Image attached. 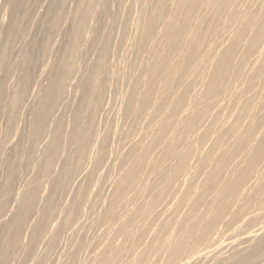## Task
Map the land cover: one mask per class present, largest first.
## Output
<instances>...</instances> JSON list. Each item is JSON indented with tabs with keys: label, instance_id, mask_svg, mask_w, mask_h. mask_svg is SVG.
I'll list each match as a JSON object with an SVG mask.
<instances>
[{
	"label": "rangeland",
	"instance_id": "1",
	"mask_svg": "<svg viewBox=\"0 0 264 264\" xmlns=\"http://www.w3.org/2000/svg\"><path fill=\"white\" fill-rule=\"evenodd\" d=\"M10 1V0H9ZM73 1V2H72ZM79 1H80V3H79ZM102 1V2H101ZM153 1V2H152ZM155 1L156 0H97L95 3H93V8H92V10H94V16H92L89 20H88V22H87V26H86V28L87 29H85L84 30V32H83V34H82V39H81V41H80V44H79V47H78V50H77V52L79 53H77L76 52V54H75V56H74V58H73V64H74V72L70 75V76H72V77H70V76H68V77H62V75L63 74H59V73H61V72H59L60 71V68H61V62H62V60L64 59L65 60V58H67L68 59V56L66 57V55H67V51L69 50V45H70V48H71V44H72V41H73V38H74V35H75V32H76V23L77 22H75V21H78V12H76V11H79L80 10V7H82L83 8V6H84V0H82V3H81V0H42L41 1V3H40V5L39 6H37V9H31L30 11H29V14H28V24H27V30H26V34H25V36L22 38V39H20V40H17L16 42H15V44H14V46H15V50L17 51V52H15V55L12 57V61H11V59L9 60V64H7V66H6V68H3L4 70L5 69H8V68H10L11 70H14L13 72H9L8 74H7V72H8V70L6 71V73H3L4 75H6V77L7 76H11L9 79H11L12 80V82H13V80H14V82H15V79H17V78H15L18 74H17V71H19V69H16V67L18 68L19 66H20V60H18V59H20L21 58V54H23L21 51H23V52H26V50H28V48H29V46L32 44V42L33 43H35V44H37V45H39L40 43L41 44H43V45H45V49L43 48L42 50H40L39 51V49L36 47H33L30 51H29V53H30V56H31V58L32 59H34V60H36L35 61V67H33V69L34 70H32L33 71V76H32V79H31V81H30V83H29V86H28V88H27V94H26V98H25V100H24V104L22 105L21 104V106L19 107V109H18V111H17V113L15 114V117H13L12 119H11V122H10V126L9 125H7L8 123L6 122L7 120H5L4 118H0V203H2L3 201H7V203H6V201L3 203V205H4V209H8L9 211H10V209H11V211L10 212H12V213H10L8 210H7V212H6V210L4 211V212H6V217H8V218H6V219H8V220H3L4 218H5V216L3 215L2 216V213H0V217H1V219H0V231H2V232H4V230H5V232H4V234L2 233V237L4 238V236L3 235H5V233L7 232V230H8V226H9V221H10V218H12V216H14L15 214L14 213H16V215H17V213H18V211H19V209L17 210V208H19L18 206V204H19V202L18 201H20V197H18V196H21V195H23V194H21L23 191L25 192L27 189H29V188H32L33 187V180H34V183H36V181H37V183L39 182V181H41L42 180V182H39V186H41L42 185V187L40 188L39 187V189H41V191H38V195H37V197L35 198V200H34V202H36L35 204H34V202H33V205H37L36 207L34 206V208H33V210L34 211H32L30 214H31V216H29V218H31V219H27V226H28V228H26L25 227V229L24 230H27L28 231V233H27V231L26 232H24V230L21 232V238H20V242L22 241V243H20V247H18L17 248V252L15 253H12V254H16V256H14V258H13V256H12V254H10L11 256H12V259H14V260H12L11 259V256L9 255V260L11 261V264H66L67 263V261L66 260H68V259H70V258H72L71 259V261L70 260H68V262L69 263H75V264H94V263H96L97 262V260H98V263L100 262L99 260H101V259H103L104 257H106V258H108V259H112V263L115 261L112 257H114L115 258V256H117L118 257V255H119V257H118V259H116L118 262H114V264L115 263H118V264H120L119 262H122V263H127V264H132L131 262H133V260L136 262V260H137V258H139V257H144L145 259H147V260H145L146 262H144L143 261V263L142 264H162V262H164L163 264H166L167 263V261H169L167 264H174L175 262L177 263V264H184V262L182 263L181 262V258H177V259H175L176 261H174L173 260V262H171V260L169 259V248H170V246L169 245H171V240L173 241H175L176 239L175 238H177V235L176 236H171L170 235V232H172L171 234L172 235H174L173 233H175V234H178V233H176L177 231H175L174 232V228H175V226L176 225H174V223L176 222V224H179V222H177L176 221V217H177V220L178 219H180L179 221H180V223H181V220L182 219H184V218H186V215L185 216H183V214H187V210H188V206H186V204H187V202L188 203H190L189 202V200L191 199V197H193V196H191L190 197V199L188 198L187 200H185V194H183V192L184 193H186L187 191H185V189L186 190H188V187H189V185H190V188L192 189V191H193V189H194V192L195 191H197L198 192V189L199 190H201V188L203 187V183H205V176L207 175V172L209 173V170H210V168H214V166H215V162H214V159H213V157L214 156H216V153L215 152H212V150L213 151H217V150H221V148L219 147L220 145H221V147H222V149H225V148H228L229 146H231L234 142H235V139H234V137H226L225 138V140L223 139L222 141H225V142H223L222 143V141H215L214 139H216V138H214L215 136H214V134H215V131H213L214 132V134H210L209 136H207L208 137V139H207V137L206 138H203L202 139V137H201V131H203V129L205 130V129H207L206 128V126L208 127V128H210L211 127V125L212 126H216L215 128H217V127H219V126H225V128H228V127H235V128H240L239 130H240V132H242L243 133V129L245 130V128H246V131H248L247 129L249 128V131H248V134H249V137L250 136H252V137H250V138H253V139H250V140H248L249 142H252V140H254V142L256 141V143H254V142H252V143H254V144H256V145H258L259 144V142H257L258 140L260 141V139H258L259 138V136L260 137H262V136H264L263 134H264V75H263V77L262 76H259V75H256L255 73H254V69H253V67L254 68H256V66L258 65V63H256V61H255V56H256V52L254 53V54H252L251 56H249V57H247V58H244V53H245V49H246V46H247V43H248V41L251 39V37H252V33H246V34H244V36L242 37L243 39H241V41H240V43L238 44V46H237V48L235 49V50H237V51H235V56H233V62H235V64H237V65H239L241 68H240V70L241 71H239V73H236L237 74V76H235L234 75V77L232 76L231 77V79L230 80H232L231 82H230V80H226L225 79V82L223 81V83H222V87H223V91L222 92H219L217 95H216V97H215V102H214V104L213 105H211V107L209 106V107H207V108H209V109H207V108H205L206 110H208V112H206V110L204 111L205 113H206V115L204 114V117H206V118H204V117H202V119H200L199 121H195V123L193 122V124L194 125H192L189 129H191V132L190 131H186V132H182L183 133V140L184 141H181L182 143L180 144V146L178 145V147H180V148H178V150L180 149V151H185V148H187V150L188 149H191L192 148V153H191V156L189 155V157H188V160H187V166H186V173L187 172H189V173H185V172H183V173H181L182 175H180V178H179V176L175 179V180H173L170 184H168V187L166 186V183H164L163 182V180H161L160 182L158 181L159 179H158V177L156 176V175H158V173H161V172H165V173H169V170L171 171V167L172 168H174V166H175V163H176V159L175 158H173L172 156V160H171V158L169 159L170 160V162H169V160H167L168 162L167 163H165V164H170V169L169 170H167L166 168H169L168 166L169 165H164L163 164V166H165V170H163V167H160V168H157L159 171L160 170H162L161 172H159L156 168H154L153 166L152 167H150V169H149V166L151 165L150 163H149V160L147 159L146 160V158H143V160L144 161H142V170H141V174H142V172L144 171V173H143V177L141 176H139L140 177V179L139 180H141V182L139 183L138 182V180H136V182L135 183H137L138 185H135L134 184V186L133 187H135L136 189H139L140 190V193H136L137 192V190H135V188H132V190L131 189H129L127 192L128 193H125V195L124 194H122L123 196H125V198L124 197H120L122 200H123V198H124V200L125 201H123L122 203H124V202H126V203H128V201H129V203L130 204H125L124 203V205H125V207L124 208H126V210L125 209H123V207L122 208H120L122 205H120V207L118 208V212L120 213H118V217H122L124 214H125V216H127V215H130L128 212L129 211H133V213L131 214V215H133V216H135L136 218H137V220H138V217H139V220L141 221V219H143L140 223H141V225L140 224H138L139 223V220L136 222V227L138 228H136L135 226L131 229V232H132V230L134 231V234L133 235H135V230L137 229V231H136V237H137V235L139 236L138 237V240H132L131 241V239H130V241H131V244H130V242H128L129 241V239L128 238H125L122 234H120L121 236H123V237H121L120 235H118V234H116L117 232H118V229H119V227L120 226H118V225H121V223L123 224V222H122V220L124 221V219H122V218H119V219H122L121 221H119V219H118V217H116L117 219H118V221H115L116 220V218L113 220V221H111L112 223L115 221L117 224L119 223V222H121L120 224H116L115 222V224L113 225L112 223H110L109 224V222H107V218L105 217V214H106V211H107V209H108V205L110 204V202H111V196H112V199H113V197H114V195H113V192L115 193V187H116V184L117 183H115V181L117 182V180L119 179V177L120 176H122L121 174H124V171H126V165H127V163H125V162H123L124 160H123V158H122V156L124 155V154H126V152H127V154H128V152H129V150L128 149H130L129 147H131V146H127L128 144H129V141L130 142H132V139H133V143H135V141H138V139L140 138V141H138V142H141V138H143L142 136L144 135V133H145V135H146V133L148 132V134L150 135H148L147 134V139L145 138V140L144 139H142V142H146L147 140H150L151 138L150 137H153L154 135H153V133L157 130L156 129V127L158 126L157 124H158V122H157V120L159 119V118H154L151 122L149 121H147V118L145 117V115H146V113L144 114V115H141V116H139L141 119H139L138 118V120H134L133 121V119H132V117H130V115L132 114V113H126L125 114V112L123 111L124 110V107H125V105L127 104V102L130 100L131 101V99H130V97L132 96V98H134V96L135 97H137L138 96V94H140V92L142 91V89H143V86H142V88H141V85L140 86H138V88L136 89V90H134L133 91V88L131 87L132 86V83L136 80V78L137 79H139V80H143V78L144 79H146V78H148V76L146 77V75H145V73H144V71H143V68H142V66H143V63H144V65H146V63H148V61H151L152 62V59L150 58L151 57V52L153 51V49H151V48H153L152 47V45H151V43H147L146 44V46L145 47H143V48H141V47H139V45L138 44H136V43H138L139 41V39L140 38H142V35H143V32H142V28L144 27L143 25H145L147 22H148V20H149V18H150V14H151V10H152V5H154V3H155ZM172 1H174V0H170V2H172ZM217 1H219V0H217ZM217 1H215V0H213V4L214 3H216ZM257 2V3H256ZM262 2H263V0H233V1H229V3H228V5H227V12L225 11V13H224V15L222 16V18H221V23L223 22V26H226V30H225V32L226 33H228V35L230 36L231 35V33H232V35L231 36H233L234 35V32L236 31L237 32V30H238V28H237V25H235L236 23V21H235V18L233 17V14L234 13H236V16L237 17H242L245 13H247V12H249L250 10V12H256L257 11V9H259L260 8V5L262 4ZM118 3V4H117ZM151 3V4H150ZM211 3V4H212ZM250 3V4H249ZM78 4V5H77ZM80 4V5H79ZM83 6H82V5ZM113 4V5H112ZM111 5V6H110ZM115 5V6H114ZM233 5V6H232ZM138 6V7H137ZM39 8V9H38ZM112 8V9H111ZM146 8V9H145ZM254 8V9H253ZM60 10L61 12H62V18L60 19V21H59V24H58V27H57V29L54 31V32H49V30L48 29H46L47 27L45 26V22H47V18H46V14L47 15H49L50 16V14H51V12L52 11H50V10ZM77 9H79V10H77ZM148 9V10H147ZM151 9V10H150ZM7 10V11H6ZM8 6H7V8L5 7V11L1 14L2 16H1V18H0V43H2V42H4L5 41V34H6V30H7V27H8V23H9V19H10V15H9V12H8ZM34 10V11H33ZM208 11H210V9H207L206 10V12H205V10L204 11H202L201 10V12H203V14H205L207 17H209V15H210V12H208ZM30 12H31V14H30ZM50 12V13H49ZM98 12V13H97ZM229 12V14H227ZM75 13V14H74ZM148 13V14H147ZM226 14V15H225ZM115 15V16H114ZM48 16V20L50 19V17ZM118 16V17H117ZM235 16V17H236ZM36 17H37V19H36ZM116 17V18H115ZM145 19H144V18ZM46 18V19H45ZM110 18V19H109ZM147 18V19H146ZM165 18V19H164ZM2 19V20H1ZM108 19H109V21H108ZM167 19V15H166V13H163L162 14V16H161V18H160V20H159V22H160V24H159V22H158V29H159V31L161 30V24H162V21H165ZM7 20V21H6ZM46 20V21H45ZM68 20V21H67ZM114 20V21H113ZM147 20V21H146ZM229 20V21H228ZM45 21V22H44ZM66 21V22H65ZM102 21V22H101ZM111 21V22H110ZM35 22V23H34ZM125 22V23H124ZM227 22V23H226ZM230 22V23H229ZM44 23V24H43ZM93 23V24H92ZM104 23V24H103ZM220 23V24H221ZM229 23V24H228ZM36 24V25H35ZM43 24V25H42ZM39 25V26H38ZM65 25V26H64ZM229 25V26H228ZM7 26V27H6ZM41 26H43V27H41ZM72 26V27H71ZM89 26V27H88ZM135 26V27H134ZM71 27V28H70ZM137 27V28H136ZM204 26H202V28H203ZM35 28V29H34ZM59 28V29H58ZM125 28V29H124ZM139 28V29H138ZM236 28V29H235ZM63 29V30H62ZM123 29V30H122ZM30 30V31H29ZM48 30V31H47ZM229 30V31H228ZM57 31V32H56ZM61 31V32H60ZM91 31V32H90ZM124 31V32H123ZM5 32V33H4ZM38 32V33H37ZM73 32V33H72ZM141 32H142V34H141ZM235 32V33H236ZM88 33V35H86ZM110 33V34H109ZM139 33V34H138ZM74 34V35H73ZM251 34V35H250ZM94 35V36H93ZM122 35H126L125 37L124 36H122ZM224 35H225V33H224ZM3 36V37H2ZM59 36V37H58ZM72 36H73V38H72ZM141 36V37H140ZM157 36V35H156ZM229 36L227 37V34L225 35V38L222 36V33H221V35H218L217 37H213V38H210L209 39V41H208V39H207V43L205 42L203 45L205 46H202V48L204 49V51H206V50H212L213 51V53L215 52V54H220V50L222 51L225 47H227V44H229L228 42V38H229ZM230 36V37H231ZM65 37V38H64ZM125 39H124V38ZM158 37V36H157ZM189 37H190V39H191V35H189L188 33H186V35H185V37H184V39H186V41L188 40H190L189 39ZM220 37H221V39H220ZM248 37V38H247ZM2 38V39H1ZM27 38V39H26ZM60 38V39H59ZM69 38H70V40H69ZM122 38V39H121ZM188 38V39H187ZM216 38V39H215ZM127 39V40H126ZM134 39H135V41H134ZM155 39V38H154ZM158 39V41H160L159 39L160 38H156V40ZM219 39V40H218ZM223 39V40H222ZM227 41H226V40ZM247 39V40H246ZM1 40H3L2 42H1ZM22 40H24V41H22ZM89 40V41H88ZM95 40V41H94ZM126 40V41H125ZM133 40V41H132ZM225 40V41H224ZM22 41V42H21ZM35 41V42H34ZM91 41V42H90ZM104 43H103V42ZM107 41V42H106ZM152 41V40H151ZM150 41V42H151ZM155 41V40H154ZM24 42V43H23ZM44 42V43H43ZM107 43V45H108V47L106 48L107 49V51H110V52H106V55H105V57L107 56V54H109L108 55V57H110V58H106L107 59V62H106V70H109V71H107L106 73H105V75L103 76V78H101L103 81H105V83H104V90H103V94H102V97H104L103 99H105V100H102V98H100V100H99V103H98V107L97 108H99V110L102 108V106H104L103 107V109L98 113L96 110H98V109H96L95 110V112H94V117H96L95 119H94V117H93V121H95L96 120V124H95V126H93V130H94V132H93V130H92V132H91V134L92 133H94L93 135H92V137H91V135H90V139L92 138V142L93 141H95V142H97L96 144L97 145H95L94 143L95 142H93V144L94 145H92L91 143V140L89 141L90 143V145L88 144V147H87V153L85 154V156L83 157L84 158V160H82L81 158H80V160L82 161V163H81V161L80 160H76V159H78L76 156V151H74L75 150V142H73L74 141V139H73V137L71 138V135H72V131H71V129H73V128H71V124L73 125V122L72 121H69V120H71L72 118H73V116H72V114H74V111L75 110H73V109H76V107L79 105V101H80V96H81V91H82V89L81 88H78L79 86L80 87H82L81 86V82L84 80V78H86L87 76H88V74H89V71H90V69L92 68V66L96 63V61H97V59L100 57V51H101V48H100V46H103L102 44H106ZM131 42V43H130ZM218 42V43H217ZM223 42V43H222ZM246 42V43H245ZM57 43V44H56ZM210 43V44H209ZM227 43V44H226ZM243 43H245V44H243ZM87 44V45H86ZM153 44V43H152ZM1 45V44H0ZM81 45V46H80ZM211 45H212V47H211ZM220 45V46H219ZM223 45V46H222ZM68 46V47H67ZM136 46V47H135ZM149 46H150V48H149ZM225 46V47H224ZM87 47V48H86ZM222 47V48H221ZM113 48V49H112ZM206 48V49H205ZM239 48V49H238ZM243 48V49H242ZM19 49V50H18ZM120 49V50H119ZM130 49V50H129ZM135 49V50H134ZM142 49V50H141ZM203 49H201V51L199 52V53H202V54H204L205 52L204 51H202ZM216 49V50H215ZM259 49V48H258ZM67 50V51H66ZM82 50V51H81ZM19 51V52H18ZM39 51V52H38ZM123 51V52H122ZM35 52V53H34ZM41 52V53H40ZM62 52V53H61ZM81 52V53H80ZM154 52V51H153ZM152 52V53H153ZM204 52V53H203ZM217 52V53H216ZM19 55H18V54ZM34 53V54H33ZM36 53H38V54H36ZM40 53V54H39ZM128 53V54H127ZM137 53V54H136ZM149 53V54H148ZM198 53V54H199ZM58 54V55H57ZM63 54H64V56H65V58H63ZM85 54V55H84ZM119 54V55H118ZM139 54V55H138ZM34 55V56H33ZM76 55H77V57H76ZM83 55V56H82ZM150 57H149V56ZM156 55V54H155ZM201 54H199L198 56H197V58L200 56ZM234 55V54H233ZM39 56V57H38ZM42 56V57H41ZM60 56V57H59ZM79 56V57H78ZM88 56V57H87ZM121 56V57H120ZM136 56V57H135ZM138 56V57H137ZM96 57V58H95ZM15 60H14V59ZM17 58V59H16ZM40 58V59H39ZM63 58V59H62ZM86 58H87V60H86ZM118 58V59H117ZM132 58H133V60H132ZM149 58V59H148ZM235 58V59H234ZM237 58V59H236ZM254 58V59H253ZM38 59V60H37ZM62 59V60H61ZM84 59V60H83ZM121 59V60H120ZM139 59V60H138ZM146 59V60H145ZM16 60H18V63H20V64H18L17 62V65H19V66H15V67H13L14 66V64H12L13 62L15 63V61ZM33 60V61H34ZM116 60V61H115ZM148 60V61H147ZM252 60V61H251ZM11 61V62H10ZM111 61H114V62H111ZM140 61V62H139ZM197 62H198V59L196 60ZM64 62V61H63ZM134 62V63H133ZM151 62H149V63H151ZM197 62H194L195 63V65H197L196 63ZM13 65V66H10L11 64ZM90 65H88V64ZM109 63V64H108ZM133 63V64H132ZM139 63V64H138ZM255 63V64H254ZM91 64H92V66H91ZM257 64V65H256ZM88 65V66H87ZM137 65V66H136ZM195 65H193V66H195ZM10 66V67H9ZM251 66H253V67H251ZM8 67V68H7ZM44 67V68H43ZM131 67V68H130ZM144 67V66H143ZM12 68H14V69H12ZM20 68V67H19ZM78 68V69H77ZM140 68V69H139ZM2 69V72H4V70ZM62 69V68H61ZM252 69H253V71H252ZM11 70H9V71H11ZM17 70V71H16ZM110 70H112V71H110ZM142 70V71H141ZM81 71V72H80ZM138 71V72H137ZM207 71V70H206ZM206 71H203V72H201L200 74L198 73H189V75H190V79H191V81H190V79H186L187 78V76H189L188 74H185V75H187V76H185L186 78H183L184 80H182L184 83H185V85H182L181 84V82L179 83V84H181L180 86H181V88H179V86L177 87L176 86V88H174L175 90H173L172 92H170L169 94H168V92L165 94V93H163L162 94V98L161 99H159V98H157L158 96L156 95L155 97H154V100H156V102H160V100H168V103H169V105H165L166 106V108H171L170 106V103H171V101L170 100H173L174 98H176V95H178V94H180L177 90H179L180 91V89H181V91L183 90V88H184V86L185 87H187L188 88V92H189V90H190V93L191 94H189V93H187V95L189 96H187L188 98V100H186L187 102H185V104L183 105V107L184 108H182V110H184L185 108H186V110L189 108V106H190V108L188 109V110H191L192 108H194V107H192L193 105L191 104V102H189V98H190V96L192 97V96H196V94L198 95V94H200L202 91H203V89H202V85H201V83L199 82L200 80H205V77H206V79H207V73L208 72H206ZM262 71H264V70H262ZM1 72V73H2ZM45 72H47V73H45ZM58 72V73H57ZM143 72V73H142ZM206 72V73H205ZM242 72V73H241ZM1 73H0V75H1ZM82 73V74H81ZM87 73V74H86ZM1 75L0 76V81L1 82H9V81H6L7 79L5 78V76L4 75ZM12 74H14L13 76H12ZM60 76H59V75ZM84 74V75H83ZM194 74H197V76L196 75H194ZM264 74V73H263ZM44 75V76H43ZM76 75V76H75ZM80 75L82 76V78L80 77ZM130 75V76H129ZM193 75V76H192ZM4 76V77H3ZM43 76V77H42ZM55 76H57V77H55ZM121 76H123V77H121ZM140 76V77H139ZM37 77V78H36ZM58 77H60V79L58 78ZM80 77V78H79ZM84 77V78H83ZM105 77V78H104ZM108 77V78H107ZM113 77V78H112ZM133 77V78H132ZM196 77V78H195ZM200 79H199V78ZM236 77V78H235ZM245 77V78H244ZM2 78V79H1ZM5 78V79H4ZM15 78V79H14ZM61 78H63V79H66V80H63L62 81V79ZM141 78V79H140ZM181 78V79H182ZM189 78V77H188ZM195 78V79H194ZM199 79V81H197L198 79ZM241 78V79H240ZM8 79V80H9ZM51 79H53V81L51 80ZM58 79V80H57ZM75 79H76V81H77V83H76V81H75ZM193 79H194V82H193ZM234 79V80H233ZM260 79V80H259ZM4 80V81H3ZM59 82L58 84H56L57 83V81ZM60 80V81H59ZM71 80V81H70ZM73 80V81H72ZM79 80V81H78ZM127 80V81H126ZM141 80V81H142ZM187 80H189V82H186ZM256 80V81H255ZM56 81V82H55ZM64 81H66L65 83H62V82H64ZM108 81H109V83H108ZM115 81V82H114ZM197 81V82H196ZM227 81V82H226ZM13 82V84L11 83V81L9 82L10 83V85L12 84V86H14L15 85V83ZM54 82V83H53ZM79 82H80V84H79ZM111 82V83H110ZM129 82V83H128ZM4 83V84H5ZM9 83H8V86H9ZM61 83V84H60ZM183 83V84H184ZM187 83V84H186ZM256 83V84H255ZM60 84V85H59ZM62 84H63V90H61V86H62ZM64 84H66V88L64 87ZM68 84V85H67ZM72 84V85H71ZM77 84H79V85H77ZM106 84V85H105ZM114 84V85H113ZM158 84L159 83H155V89L156 90H158V88L160 87V85H159V87L157 88V86H158ZM178 84V85H179ZM190 84V85H189ZM225 84H227V85H225ZM232 84V85H231ZM54 87H53V86ZM56 85V86H55ZM187 85V86H186ZM249 85V86H248ZM250 85H251V87H250ZM253 85V86H252ZM40 86V87H39ZM106 86V87H105ZM122 86V87H121ZM228 86H230V87H228ZM9 87H11V86H9ZM57 87V88H56ZM61 87V88H60ZM76 87V88H75ZM108 87V88H107ZM183 87V88H182ZM192 87V88H191ZM228 87V88H227ZM54 88V89H53ZM59 88V89H58ZM74 89V90H72V89ZM78 88V89H77ZM113 88V89H112ZM195 88V89H194ZM246 88V89H245ZM249 88H251V89H249ZM48 89H50V90H53V91H55V92H51L50 90H48ZM56 89H58L57 91H58V93H59V90H61L63 93H59V94H57L56 93ZM67 91H66V90ZM126 89V90H125ZM202 89V90H201ZM228 89V90H227ZM236 89V90H235ZM39 90V91H38ZM232 90V91H231ZM30 91V92H29ZM32 91H34V92H32ZM70 91V92H69ZM75 91V92H74ZM122 91V92H121ZM176 91V92H175ZM180 91V92H181ZM193 91V92H192ZM196 91V92H195ZM228 93H227V92ZM235 91V92H234ZM249 91V92H248ZM51 93V94H53V93H55L54 94V96L53 95H51V94H49V93ZM68 92V93H67ZM78 92H81V93H78ZM131 92H133V93H131ZM173 92H175L174 94H173ZM177 92H178V94H177ZM199 92V93H198ZM263 92V93H262ZM46 93V94H45ZM127 93V94H126ZM135 93H137V94H135ZM224 95H223V94ZM227 93V94H226ZM235 93V94H234ZM261 93V94H260ZM47 94L48 95H51L52 97H50V104L48 103V102H46V101H49L48 99L46 100V101H44V103H47L46 105H44L45 107V109H44V112H46L45 114H43L44 116H42V118L40 117L39 119H38V121H35V112H36V110H37V108H38V104H39V102L41 103V100H40V98L42 99L43 97L45 98L46 96H47ZM60 94H62V96L60 95ZM76 94H77V96L78 97H76ZM80 94V95H79ZM107 94V95H106ZM135 94V95H134ZM244 94V95H243ZM250 94V95H249ZM32 95V96H31ZM36 95V96H35ZM42 95H43V97H42ZM155 94H153L152 95V97L154 96ZM174 95V96H173ZM105 96H106V98H105ZM236 96V97H235ZM55 99H54V98ZM57 97H59V98H61V99H58ZM161 97V96H160ZM220 97V98H219ZM224 99H223V98ZM243 97V98H242ZM43 98V99H44ZM67 98V99H66ZM73 98V99H72ZM76 98V99H75ZM110 98V99H109ZM123 98V99H122ZM156 98V99H155ZM222 98V99H221ZM247 98V99H246ZM42 99V100H43ZM58 99V100H57ZM63 99V100H62ZM159 99V100H158ZM217 99H219V103H218V100ZM221 99V100H220ZM237 99V100H236ZM262 99V100H261ZM36 100H37V102H36ZM40 100V101H39ZM68 100H70V101H68ZM73 100V101H72ZM115 100V101H114ZM124 100V101H123ZM128 100V101H127ZM154 100H152L151 102H153V103H155V101ZM239 100V101H238ZM241 100V101H240ZM30 101V102H29ZM59 101V102H58ZM61 101V102H60ZM65 101V102H64ZM76 101V102H75ZM217 101V102H216ZM260 101V102H259ZM26 102V103H25ZM37 104H36V103ZM68 104H67V103ZM71 102V103H70ZM76 104H75V103ZM101 102H104V104H101ZM109 102V103H108ZM259 102V103H258ZM58 103V104H57ZM66 103V104H65ZM71 105H70V104ZM74 103V104H73ZM78 103V104H77ZM190 103V104H189ZM216 103L219 105V106H221L220 108H219V106L218 105H216ZM62 104H64V105H62ZM72 104H73V106H75V107H72L71 108V106H72ZM101 106H100V105ZM132 104H134L133 103V101H131V105ZM222 104V105H221ZM254 104V105H253ZM262 104V105H261ZM32 105V106H31ZM38 105V106H37ZM67 105V106H66ZM70 105V106H69ZM234 105V106H233ZM27 106V107H26ZM50 106V107H49ZM64 106V107H63ZM69 106V107H68ZM108 106V107H107ZM165 106H164V108H165ZM167 106H169V107H167ZM188 106V107H187ZM218 106V107H217ZM239 106V107H238ZM262 106V107H261ZM31 107V108H30ZM66 107V108H65ZM101 107V108H100ZM111 107V108H110ZM122 107H123V109H122ZM199 107H201V106H199ZM215 107L217 108V109H215ZM243 107V108H242ZM24 108V109H23ZM27 108V109H26ZM49 108V109H48ZM60 108V109H59ZM64 108V109H63ZM68 108H69V110H68ZM70 108L72 109V112H71V110H70ZM107 108V109H106ZM165 108V109H166ZM228 108V109H227ZM242 108V109H241ZM32 109V110H31ZM46 109H48V110H46ZM213 109V110H212ZM260 109V110H259ZM29 110V111H28ZM31 110V111H30ZM64 110V111H63ZM167 110V109H166ZM181 110V111H182ZM185 110V111H186ZM187 110V111H188ZM221 110V111H220ZM118 111V112H117ZM57 112V113H56ZM64 112H65V114H64ZM97 112V113H96ZM106 112V113H105ZM146 112V111H145ZM19 113V114H18ZM69 113V114H68ZM95 113H96V115H95ZM210 115H209V114ZM214 113V114H213ZM216 113V114H215ZM246 113V114H245ZM48 114V115H47ZM63 114V115H62ZM71 114V115H70ZM99 114V115H98ZM243 114H245V115H243ZM248 114V115H247ZM18 115H19V117H18ZM20 115H22V116H20ZM25 115V116H24ZM53 115V116H52ZM247 115V116H246ZM49 116V117H48ZM61 116H62V119H61ZM64 116V117H63ZM71 116V117H70ZM126 116H128V117H126ZM131 116H133V114L131 115ZM262 116V117H261ZM47 117V118H46ZM58 117V118H57ZM59 117H60V120H62L63 121V126H62V129H64L63 131H62V134H61V138H63V140L61 139V149H60V151H59V154H60V157H62V161H61V159L59 158V154H58V157L55 159V161H58V160H60V161H58V162H53V164H54V166L52 165V168H53V170H52V168H51V170L53 171H51V172H49V174L47 175V176H45L46 178L47 177H55V173H54V171L56 172V174L58 175V176H56V178H48V179H46L44 176L43 177H41V176H39V167H40V164H41V162L43 161L42 159L43 158H40V157H44V155H45V152H46V145H50L49 143H50V141H51V138L53 137V132H54V134H55V124L57 123L56 121H58L59 120ZM71 119H70V118ZM105 117V118H104ZM125 117V118H124ZM134 117V116H133ZM143 117H145L144 118V120L142 119ZM158 117H160V116H158ZM223 117V118H222ZM226 117V118H225ZM256 117V118H255ZM44 118H45V120H44ZM55 118H57L56 119V121H55ZM135 118V117H134ZM216 118V119H215ZM247 118V119H246ZM252 118V119H251ZM262 118V120H260ZM54 119V120H53ZM64 119V120H63ZM68 119V120H67ZM110 121H109V120ZM230 119V120H229ZM245 119V120H244ZM254 119V120H253ZM40 120V121H39ZM41 120H43L42 122V124H41ZM50 120V121H49ZM103 120V121H102ZM113 120V121H112ZM126 120V121H125ZM128 120V121H127ZM141 120V121H140ZM156 120V122H154ZM201 120H202V123H201ZM210 120V121H209ZM242 120V121H241ZM259 120V121H258ZM13 121V122H12ZM34 121V122H33ZM47 121V122H46ZM54 121V122H53ZM138 122V123H136V122ZM142 121H144V122H142ZM159 121V120H158ZM206 121V122H205ZM246 121V122H245ZM5 122L7 123L6 125H5ZM64 122H65V124H64ZM70 122V123H69ZM208 122V123H207ZM211 122H212V124H211ZM229 122V123H228ZM258 122V123H257ZM37 123H40V126H39V128H36L37 130H35L34 128H35V126H36V124ZM55 123V124H54ZM70 124V125H67V124ZM127 123V124H126ZM142 123V124H141ZM153 123V124H152ZM197 123H198V125H197ZM19 124H20V126H19ZM124 124V125H123ZM130 124V125H129ZM137 124V125H136ZM147 124V125H146ZM205 124H207V125H205ZM228 124V125H227ZM45 125V126H44ZM66 126V128H64L65 126ZM127 125V126H126ZM133 125V126H132ZM147 127H146V126ZM152 125V126H151ZM209 125V126H208ZM235 125V126H234ZM245 125V126H244ZM248 125V126H247ZM10 128L9 130L7 129L8 127ZM13 126V127H12ZM103 126V127H102ZM138 128H137V127ZM141 126V127H140ZM151 126V127H150ZM156 126V127H155ZM51 127V128H50ZM99 127V128H98ZM126 127V128H125ZM141 129H140V128ZM150 127V128H149ZM153 127V128H152ZM194 127V128H193ZM248 127V128H247ZM212 129H215V128H213V127H211ZM14 129V130H13ZM16 129V130H15ZM18 129V130H17ZM50 129V130H49ZM54 131H53V130ZM98 129V130H97ZM103 129V130H102ZM114 129H116V130H114ZM127 129V130H126ZM144 129H145V132H144ZM150 129H151V131H150ZM194 129V130H193ZM32 130V131H31ZM33 130H35L34 132H33ZM67 130V131H66ZM69 130H70V133H69ZM114 130V131H113ZM130 130V131H129ZM132 130V131H131ZM143 132V134H141V131ZM149 130V131H148ZM223 130V129H222ZM4 133H6V134H4ZM16 131V132H15ZM42 131V132H41ZM95 131H99L98 133L97 132H95ZM129 132V135H128V133L127 132ZM154 131V132H153ZM246 131H244L245 133H243V134H246L247 132ZM251 131H253V132H251ZM30 132H31V134H30ZM42 134H41V133ZM45 132H46V134H45ZM118 132V133H117ZM125 132V133H124ZM135 132H137V134L135 133ZM150 132V133H149ZM153 132V133H152ZM187 132H188V134H187ZM199 132V133H198ZM240 132H239V134H240ZM250 132H251V134L252 135H250ZM51 133V134H50ZM65 133L67 134L66 136H65ZM120 133V134H119ZM241 133V135H243ZM3 134V135H2ZM34 134V135H33ZM5 135V136H4ZM51 135V136H50ZM69 135V136H68ZM95 135V136H94ZM97 135H99V136H97ZM122 135H124V136H122ZM140 135H141V137H140ZM169 135H171V134H169ZM168 135V137H170ZM185 135V136H184ZM189 135V136H188ZM212 135V136H211ZM17 138H16V137ZM32 136V137H31ZM42 136V137H41ZM100 136H102V137H100ZM107 136V137H106ZM131 136V137H130ZM188 136V137H187ZM254 136V137H253ZM9 137V138H8ZM31 137V138H30ZM65 137H66V139H65ZM98 138V140H97V138ZM105 137V138H104ZM130 137V138H129ZM185 137V138H184ZM200 137V138H199ZM212 137V138H211ZM24 138V139H23ZM33 138V139H32ZM37 138H38V140H37ZM44 138H46V139H44ZM71 138V139H70ZM96 139V140H94V139ZM100 138V139H99ZM114 138V139H113ZM128 138V139H127ZM214 138V139H213ZM7 139V140H6ZM28 139V140H27ZM68 139H69V141L70 140H72V142L70 141V142H68ZM107 139V140H106ZM120 141H119V140ZM131 139V140H130ZM201 139V140H200ZM214 141H213V140ZM231 139H234V140H231ZM249 139V138H248ZM3 140V141H2ZM17 140H19V141H17ZM24 140V141H23ZM106 140V141H105ZM122 140H123V142H122ZM128 140V141H127ZM228 140V141H227ZM10 141V142H9ZM13 141V142H12ZM44 141L46 142L45 143V145H44ZM62 141H63V143L64 144H62ZM101 141V142H100ZM109 141V142H108ZM127 141V142H126ZM27 142V143H26ZM49 142V143H48ZM67 142L70 144H68L69 146H70V149H69V146L67 145ZM100 142V143H99ZM189 142V143H188ZM196 142V143H195ZM216 143V145L218 146V147H216V148H219V149H217V150H215L216 148H215V146L216 145H213V143ZM249 142H248V144H249ZM17 143H19L18 145H16ZM65 143H66V147L69 149H67L66 147H65ZM71 143H73L72 145H71ZM110 143V144H109ZM124 143V144H123ZM137 143V142H136ZM214 143V144H215ZM219 143H221L220 145H219ZM226 143H230L229 144V146L226 144ZM121 144V145H120ZM131 145H134V144H132V143H130ZM129 144V145H130ZM185 144V145H184ZM187 144V145H186ZM202 144V145H201ZM204 144V145H203ZM211 144V145H210ZM222 144H223V146H222ZM253 144V145H254ZM11 145V146H10ZM22 145V146H21ZM31 145V146H30ZM189 145V146H188ZM253 145H251V143L249 144V148H251V146H253ZM256 145H254L255 147H256ZM15 148H14V147ZM17 146H19V147H17ZM21 146V147H20ZM44 146H46V147H44ZM62 146H64V147H62ZM72 146V147H71ZM96 146H97V148H96ZM109 146V147H108ZM126 146V147H125ZM226 146V147H225ZM254 146L252 147V148H254ZM8 147V148H7ZM93 147V149H91ZM11 148V149H10ZM14 148V149H13ZM17 148V149H16ZM42 148H44V149H42ZM63 148V149H62ZM96 148V149H95ZM102 150H101V149ZM204 148V149H203ZM210 148V149H209ZM215 148V149H214ZM16 149V150H15ZM20 151H19V150ZM40 149V150H39ZM68 151H67V150ZM100 149V150H99ZM107 149V150H106ZM114 149V150H113ZM120 149V150H119ZM160 149H162V148H159L158 150H159V153L157 152V149L154 151V153H152V157H158L159 156V154H161L162 153V151L160 150ZM184 149V150H183ZM3 150V151H2ZM14 150L15 151H17V154H16V152H15V154H12V152L14 153ZM36 150V151H35ZM67 151V153H66V151ZM89 150H91V152L89 151ZM95 150H97V154H96V152H95ZM110 150V151H109ZM128 150V151H127ZM62 151V152H61ZM65 151V152H64ZM124 151V152H123ZM219 151H217V154L219 153ZM64 152V153H63ZM69 152V153H68ZM73 152V153H72ZM102 152V153H101ZM103 152H105V153H103ZM155 152H157V155L156 156H154L156 153ZM161 152V153H160ZM182 152V153H183ZM186 152V151H185ZM211 153L210 154V156L212 155V153H213V155L214 156H211V158H212V160H211V158H210V156H209V153ZM6 153H7V155H6ZM62 153V154H61ZM89 153V154H88ZM120 153V154H119ZM122 153H123V155H122ZM208 153V154H207ZM215 153V154H214ZM26 154V155H25ZM69 154H71V155H69ZM94 154V155H93ZM98 154H100V158H101V156H103L104 154H105V157L107 158V160H106V158L103 156L102 157V159H101V162L103 161V159H104V165H102L103 167L101 168V162L99 163L100 164V170H98L99 169V167H94V166H96V163H95V161H94V159L96 158H94V156H97ZM103 154V155H102ZM238 153H236V156L237 157H235V155L233 156L234 157V159H233V157L231 158V160H230V165H229V167L227 168V169H229V171L227 170V169H224L225 171H227V172H225L224 170H222L221 172H220V177L221 176H223L225 179H228L230 176H231V174L233 173V171H234V169L236 168V167H238V166H236V165H239L238 164V157L240 156V160H241V158L243 157L241 154H245L244 152L243 153H239L240 155L238 156L237 155ZM67 155H69V156H67ZM76 155V156H75ZM91 155H92V157L94 158L93 160L92 159H89V156H90V158H92L91 157ZM115 155L117 156V157H115ZM206 155H208V156H206ZM10 156H11V159L13 160V161H16V162H12V160L10 159ZM14 156H15V158H14ZM66 156H67V158H66ZM99 156V155H98ZM113 156V157H112ZM126 156V155H125ZM204 156V157H203ZM8 157H9V159H8ZM16 157H17V159H16ZM33 157V158H32ZM68 157H70L69 159H68ZM174 157H176V156H174ZM205 157H207L206 159H208V162H206L207 160L205 159ZM74 158H76V159H74ZM98 158V157H97ZM96 158V159H97ZM200 158L201 159H203V160H200ZM21 159H22V161H21ZM29 159V160H28ZM33 159V160H32ZM35 159V160H34ZM85 159H87V164H86V160ZM95 159V160H96ZM125 159H126V157H125ZM156 159V158H155ZM191 159V160H190ZM195 159L198 161V162H196L195 161ZM205 159V160H204ZM42 160V161H41ZM69 160V161H68ZM71 160V161H70ZM75 160L77 161V162H79L80 161V163L78 164L77 162H75ZM123 160V161H122ZM174 160V161H173ZM233 160H234V162H233ZM238 160V161H237ZM20 161V162H19ZM27 161V162H26ZM38 161V162H37ZM41 161V162H40ZM83 161H85V162H83ZM89 161V162H88ZM146 161V162H145ZM203 161V162H202ZM212 161V162H211ZM236 161H237V163H236ZM8 162L10 163V162H12L13 164H14V166L12 165V163H10V165L9 166H11L12 168V170H15L14 172H15V174L13 173L12 174V177L13 176H15L14 178H12L13 179V187L14 186H16L15 188H13V189H15L14 191L12 190L11 192H10V194L9 195H5V196H3V193H2V185L3 184H5V182H6V180L8 179V177H9V172L11 171V170H8V169H10V167L8 166ZM40 162V163H39ZM63 163V166H64V162H66L65 163V166L66 167H69L71 164H74V163H76V164H78V165H82L83 163L84 164H86L85 165V168H83L84 166H81L82 168H80V166H79V169L80 170H78V172L75 174V175H72L71 177L69 176V178H68V175H67V178L69 179V181L68 180H66V177L64 176V174L63 173H65V175H66V172H67V169L68 168H66V167H62V163ZM127 162V161H126ZM143 162H144V164H143ZM190 162H191V164H190ZM193 162V163H192ZM200 162V163H199ZM206 162V163H205ZM17 163V164H16ZM57 163V164H56ZM69 163H70V165H69ZM116 163V164H115ZM124 163V164H123ZM146 163H147V165H146ZM149 163V164H148ZM189 163V164H188ZM197 163V164H196ZM233 163V164H232ZM234 163L236 164L235 166H234ZM262 163H264V161H262L261 163H259L261 166H263L264 164H262ZM95 164V165H94ZM99 164H98V166H99ZM121 164V165H120ZM172 164H174V165H172ZM201 164V165H200ZM259 164L257 165V170H256V172H255V174L256 175H254L255 177L256 176H258L261 172H262V167L261 166H259ZM28 165V166H27ZM38 165H39V167H38ZM89 165V166H88ZM214 165V166H213ZM232 165V166H231ZM9 168H8V167ZM37 166V167H36ZM60 166V167H59ZM107 166V167H106ZM109 166V167H108ZM111 166V167H110ZM143 166H144V170H143ZM160 166H162V165H160ZM234 166V167H233ZM62 167V168H61ZM87 167V168H86ZM157 167V166H156ZM158 167H159V165H158ZM196 167V168H195ZM201 167V168H200ZM260 167V168H259ZM264 167V166H263ZM37 168V169H36ZM57 168V169H56ZM65 168V169H64ZM91 168V169H90ZM97 168V169H96ZM109 168V169H108ZM124 168V169H123ZM188 168H190V170H188ZM234 168V169H233ZM56 169V170H55ZM59 169H61V170H59ZM62 169H64V170H62ZM87 171H86V170ZM95 169V170H94ZM107 169V170H106ZM119 169H121V170H119ZM147 169V170H146ZM148 169H149V171H148ZM154 169L155 170H157V172H155L154 171ZM199 169V170H198ZM208 169V170H207ZM260 169H261V171H260ZM66 170V171H65ZM96 170H98V171H96ZM105 170V171H104ZM116 170V171H115ZM233 170V171H232ZM264 170V169H263ZM36 171V172H35ZM59 171V172H58ZM60 171L62 172V174L60 173ZM64 171V172H63ZM80 171V172H79ZM81 171H84L85 172V174H86V176H85V174H84V172H83V174L81 173ZM95 171H96V173H95ZM211 171V170H210ZM224 171V172H223ZM260 171V172H259ZM87 172V173H86ZM90 172V173H89ZM99 174H98V173ZM118 172V173H117ZM151 172V173H150ZM155 172V173H154ZM223 172V174H221ZM230 174H229V173ZM80 173V174H79ZM151 175H150V174ZM157 173V174H156ZM198 173V174H197ZM201 173L204 175H201ZM257 173H258V175H257ZM37 176H36V175ZM88 174V175H87ZM120 174V175H119ZM140 174V175H141ZM153 174H156L155 175V178H154V176H153ZM6 175H8V177L6 176ZM34 175V176H33ZM64 176V177H61V176ZM79 175H81L80 177H79ZM97 175V176H96ZM119 175V176H118ZM190 176L189 178H188V176ZM193 175V177H191ZM39 176V177H38ZM74 176H78L79 177V179H76ZM118 176V177H117ZM152 176H153V178L155 179H152ZM34 177V178H33ZM36 177H38L39 179V181L38 180H36L37 178ZM60 177V178H59ZM73 177H74V179H75V181H72L71 182V180H73ZM77 177V178H78ZM86 177V178H85ZM116 177V178H115ZM181 177L183 178V179H186L185 181L183 180V179H181ZM195 177H197V178H195ZM207 177V176H206ZM228 177V178H227ZM254 177V178H255ZM36 178V179H35ZM42 178V179H41ZM57 178H59V180H57ZM62 178V179H61ZM71 178V179H70ZM84 178V179H83ZM98 178V179H97ZM146 178V179H145ZM150 178V179H149ZM181 179V180H179V179ZM224 178H222L223 180H224ZM30 179V180H29ZM41 179V180H40ZM44 179V180H43ZM45 179H46V182H45ZM63 179H64V181H63ZM90 179V180H89ZM117 179V180H116ZM192 179V180H191ZM256 179H257V177H256ZM15 180V181H14ZM47 180H50V181H52L53 180V182H51L50 183V181H47ZM55 180V181H54ZM66 180V181H65ZM81 180V182H79ZM108 180V181H107ZM176 180H177V183H176ZM188 180V181H187ZM194 180V181H193ZM5 181V182H4ZM17 181V182H16ZM57 181V182H56ZM60 181V182H59ZM67 181L69 182V183H67ZM92 181V182H91ZM145 181V182H144ZM152 181H153V183H152ZM156 181V182H155ZM157 181L159 182V184H157ZM184 181V182H183ZM4 182V183H3ZM15 182V183H14ZM32 183V184H30V183ZM59 182V183H58ZM65 182H66V184H65ZM72 183V186L70 185L71 183ZM75 182H76V184H75ZM148 182V183H147ZM162 182V183H161ZM181 182H182V184H181ZM203 182V183H202ZM255 182H256V180L255 179H253L252 178V186L253 185H256L255 184ZM3 183V184H2ZM29 183V184H28ZM53 183V185L55 184V188L51 185ZM60 183H62V184H60ZM87 183V184H86ZM94 183V184H93ZM150 183V184H149ZM151 183H152V185H151ZM172 183H173V185H172ZM185 183V184H184ZM191 183H192V185H191ZM250 183V184H251ZM15 184V185H14ZM16 184H18V185H16ZM27 184L29 185V186H27ZM41 184V185H40ZM50 185V187H48L49 185ZM56 184H58V186H56ZM60 184V185H59ZM63 184H64V186H63ZM68 184V185H67ZM96 184V185H95ZM115 186H114V185ZM154 184V185H153ZM155 184H157L158 185V187H157V185L155 186ZM164 184V185H163ZM176 184V185H175ZM32 185V186H31ZM35 185V184H34ZM45 187H44V186ZM63 187H62V186ZM84 185V186H83ZM139 185H140V187H139ZM161 185L162 186H164L165 188V191H162L163 190V187H161ZM178 185H180L181 186V188L178 186ZM184 185V186H183ZM198 185V186H197ZM25 186V187H24ZM71 186V187H70ZM74 186V187H73ZM82 186V187H81ZM91 186V187H90ZM153 186V187H152ZM170 186V187H169ZM187 186V187H186ZM193 188H192V187ZM201 186V187H200ZM27 187H29V188H27ZM43 187H44V189L47 191H45L44 189H43ZM61 187V188H60ZM70 187V188H69ZM113 187H114V189H113ZM138 187V188H137ZM142 187V188H141ZM155 187H157V190H159L160 189V194H162L163 193V196L162 195H160V196H162V197H160V198H164L163 200L162 199H160L159 201H157L156 203L154 202V204H155V206H154V204L153 205H149L153 200H155V198H156V194L154 193V191L156 192V189H154ZM167 187V188H166ZM172 187V188H171ZM197 187V188H196ZM200 187V188H199ZM262 187V188H261ZM23 188V189H22ZM57 188V189H56ZM84 188V189H83ZM93 188V189H92ZM99 188V189H98ZM101 188V189H100ZM103 188V189H102ZM152 188V189H151ZM255 188H258V190L256 191V190H254V192H247V196L248 197H245L246 195H244V197L242 196V195H240V198L238 197V201H237V203L240 201V203H238V205H237V203L234 205V203H232L233 205L231 206L230 205V207H229V210L230 211H232V212H228L226 215H225V217L224 218H222L220 221H218V225H216L215 227L217 228H215L217 231H218V233H214L215 232V229H214V231H213V233L214 234H216V235H212V237H213V239L212 238H210L211 240H209V241H207V243L205 244V245H200V247L197 245L196 246V248L195 249H193L192 248V250H187V252L185 253L186 255L188 254V256H189V258L191 259H189L188 260V264H192V263H194V264H213V262H215V264H223V263H226V264H228V262H230L231 260H232V257L236 254V256L235 257H239V254H240V256L242 255L243 256V254L245 255H247V253L248 254H250L251 253V249L253 250L254 249V246H255V248H258L257 249V253L258 254H256V255H253V256H251V257H249V259H251V262H249V260H247V262L245 263V264H254V263H258V264H264V243L262 242V236L264 235V186H260V187H255ZM254 188V189H255ZM25 189V190H24ZM67 189V190H66ZM76 189V190H75ZM153 189H154V191H153ZM162 189V190H161ZM170 189V190H169ZM174 189H175V191H174ZM176 189H177V191H176ZM184 189V190H183ZM216 189H218V188H215V189H213L214 191L216 190ZM51 190V191H50ZM79 190H80V192H79ZM86 192H85V191ZM101 190V191H100ZM135 190V191H134ZM138 190V191H139ZM182 190V191H181ZM213 190L209 193V195L210 196H207V198L206 199H208V201L207 200H205V202L204 203H206V204H202L203 206H201V205H198L197 207H198V211H196V216L198 217V218H203V219H205L207 216H206V213H208L210 216H208L209 218L211 217V212L209 211V210H211V209H209V208H211L212 206V209L213 208H215L217 205L216 204H218V202H219V198H221V194H222V190H220V189H218V190H220V191H218V190H216L215 192H213ZM253 189H251V191H252ZM17 191H19V192H17ZM22 191V192H21ZM45 191V193H43ZM54 191L56 192L55 194L59 197V196H61L60 194H62V196L61 197H63V199H61L60 197H59V200H58V197L57 196H55V194H54ZM61 191V193H59V192ZM111 191V192H110ZM132 191H134V192H132ZM256 191V192H255ZM53 192V193H52ZM70 192V193H69ZM78 192H79V194H78ZM82 192H84L83 194H82ZM132 192V193H131ZM143 192V193H142ZM158 192V191H157ZM158 192V193H159ZM173 192V193H172ZM177 192H179V193H177ZM220 192V193H219ZM20 193V194H19ZM40 193V194H39ZM50 195H49V194ZM59 195H58V194ZM66 193V194H65ZM101 193V194H100ZM168 193V194H167ZM170 193V194H169ZM175 193V194H174ZM17 194H18V196H17ZM53 194V195H52ZM65 194V195H64ZM68 194V195H67ZM85 194H87V195H85ZM112 194V195H111ZM128 194V195H127ZM134 194V195H133ZM138 196H137V195ZM218 194H220V196L218 195ZM256 194V195H255ZM42 195V196H41ZM48 195V196H47ZM127 195V196H126ZM156 195V196H155ZM165 195V196H164ZM174 195V196H173ZM175 195H177V196H175ZM10 196V197H9ZM48 197L49 199H45L44 197ZM55 196V197H54ZM94 196V197H93ZM98 196V197H97ZM153 196H155V198L153 197ZM183 198H182V197ZM41 197V198H40ZM82 197V198H81ZM137 199H136V198ZM173 197V198H172ZM219 197V198H218ZM249 197H250V199H249ZM16 198H18V201L16 200ZM53 199L54 201L57 199V201H56V203L54 202V201H52L51 199ZM74 200H73V199ZM89 198V199H88ZM94 199V201H93V199ZM175 198V199H174ZM179 198V199H178ZM183 199L182 201H180V203L178 202L180 199ZM218 198V199H217ZM241 198H243V199H241ZM246 198H248V199H246ZM4 199V200H3ZM45 199V200H44ZM87 199V200H86ZM92 199V200H91ZM130 199V200H129ZM134 199V200H133ZM141 199V200H140ZM153 199V200H152ZM165 199H170L169 201L168 200H165ZM214 199V200H213ZM13 200V201H12ZM41 200V201H40ZM43 200V201H42ZM61 200V201H60ZM68 200V201H67ZM121 200V201H122ZM173 200V201H172ZM175 200V201H174ZM187 201L186 202V204H185V201ZM217 200V201H216ZM244 200V201H243ZM248 200V201H247ZM256 200H257V202H256ZM14 203L15 201V203L13 204L12 202ZM49 202V201H52V204H53V209L55 210V208H57V206H58V208H59V214H62V217H59V214H57L58 212L55 210V212H54V210H53V212L54 213H56V215L55 214H53V215H51V216H49V218L46 220V218H47V216L45 215V208H47L46 207V205L47 206H49V205H51V202H49V203H47V202ZM58 201H60V203H58V204H60V205H57V202ZM84 201V202H83ZM99 201V202H98ZM103 201V202H102ZM145 201V202H144ZM166 201V202H165ZM184 201V202H183ZM255 201V202H254ZM259 201V202H258ZM10 202H11V204H10ZM38 202V203H37ZM62 202V203H61ZM107 202H109V203H107ZM135 203V204H133V203ZM137 202V203H136ZM143 202V203H142ZM147 202V203H146ZM158 202H160V203H158ZM169 202H170V206H169ZM173 204H175V203H177V204H175V205H177V206H175L174 207V205H172V203ZM175 202V203H174ZM181 202H182V204H181ZM207 202H208V204H207ZM214 202V203H213ZM248 202V203H247ZM9 203V204H8ZM17 203V205H15ZM43 203H46V204H44L45 205V207H42V205H43ZM64 203V204H63ZM77 204V205H75V204ZM101 203V204H100ZM132 203V204H131ZM162 203V204H161ZM178 203H179V206H178ZM212 203V204H211ZM216 203V204H215ZM39 204V205H38ZM55 204V205H54ZM62 204V205H61ZM65 204H66V206H65ZM93 204V206H91ZM95 204V205H94ZM148 204V205H147ZM160 204V205H159ZM168 205V206H166V205ZM244 204V205H243ZM15 205V206H14ZM73 205H75V206H77L76 208L77 209H75V206H72ZM80 205V206H79ZM89 205V206H88ZM137 205V206H136ZM158 205V206H157ZM165 205V206H164ZM187 205H190V204H187ZM206 205V206H205ZM210 205V207L208 208V206ZM214 205H215V207H214ZM13 206V207H12ZM56 206V207H55ZM68 206V207H67ZM71 206V208L69 209V207ZM128 206V207H127ZM133 206H135L136 208H138V210L135 208V210H133ZM148 206V207H147ZM163 206H164V210H163ZM172 206V207H171ZM199 206H201L200 208H202V209H200L199 208ZM244 208V206H245V208L243 209L242 207ZM37 207H39V208H37ZM55 207V208H54ZM67 207V208H66ZM105 207V208H104ZM133 207V208H132ZM143 207V208H142ZM144 207H145V209L147 208L148 210H149V208H150V214H149V211H148V214H147V212H146V210L144 209ZM162 207V208H161ZM177 207V208H176ZM180 207H181V209H180ZM187 207V208H186ZM252 208V210H251V208ZM258 207V208H257ZM130 208L132 209V210H130ZM142 208V209H141ZM152 208H154L153 209V211H152ZM157 208V209H156ZM168 210H167V209ZM173 208V209H172ZM175 208L176 209H179L178 211L177 210H175ZM183 208V209H182ZM186 208V209H185ZM204 208H205V210H204ZM242 208V209H241ZM68 209H69V211H68ZM72 209H74L73 211H72ZM123 209V210H122ZM197 209V208H196ZM207 209H209V210H207ZM234 209V210H233ZM240 209V210H239ZM250 209V210H249ZM257 209V210H256ZM259 209H262V212H261V210H259ZM65 210H67V212L65 211ZM79 210V211H78ZM106 210V211H105ZM127 210H129V211H127ZM142 210H143V212H142ZM145 210V211H144ZM157 210V211H156ZM161 211V213H159L160 211ZM175 210V211H174ZM183 212H182V211ZM184 210L186 211V212H184ZM207 210V211H206ZM242 211V212H239V211ZM246 210V211H245ZM14 211V212H13ZM37 211V215H36V212ZM38 211H41V212H38ZM62 211V212H61ZM64 211V212H63ZM70 211H71V213H70ZM95 211V212H94ZM103 211V212H102ZM125 212L124 214L122 213V212ZM126 211H127V214H126ZM136 211H138V214H136ZM141 211V212H140ZM174 211V212H173ZM237 211V212H236ZM78 212V213H77ZM145 212V214L147 215L146 217H145V214H144V216H142L143 214H140V213H144ZM164 212V213H163ZM167 212V213H166ZM169 212V213H168ZM206 212V213H205ZM237 213V215H236V213ZM252 212H254V214L257 216V217H255V215L252 213ZM258 212V214H256ZM10 213V214H9ZM39 213V214H38ZM45 215H43V214ZM66 213V214H65ZM102 213V214H101ZM159 213V214H158ZM172 213V214H171ZM174 213V214H173ZM232 213V215L233 214H235V215H231L230 216V214ZM246 214V216H245V214ZM260 213H261V216H259L260 215ZM9 214V215H8ZM42 214V215H41ZM65 214V215H64ZM67 214H69V216H71L70 218H71V220H70V218L67 216ZM72 214V215H71ZM76 214V215H75ZM79 214V215H78ZM104 214V216H102ZM123 214V215H122ZM136 214V215H135ZM154 214V215H153ZM155 214H156V216H155ZM179 214V215H178ZM199 214V215H198ZM202 214H204V215H202ZM253 215V216H250V215ZM263 214V215H262ZM39 215H40V217H39ZM58 215V216H57ZM99 215L102 217V218H99ZM122 215V216H121ZM141 215V216H140ZM171 215V216H170ZM203 217H202V216ZM36 216V217H35ZM42 216V217H41ZM44 216V217H43ZM52 216H54V217H58V218H62L61 220L60 219H56V218H52ZM65 216V217H64ZM66 216H67V218H66ZM74 216H77V217H74ZM78 216H79V218H78ZM125 216H123V218L125 217ZM173 216H174V218H173ZM199 216H201V217H199ZM239 216V217H238ZM248 216V217H247ZM33 217L34 218H37V219H33ZM51 217V218H50ZM96 217L98 218V220L96 219ZM106 218V222L103 220V219H105ZM142 217H144V218H142ZM173 219H172V218ZM184 217V218H183ZM205 217V218H204ZM229 217V218H228ZM238 217V218H237ZM251 217H254L255 219H256V221L255 220H253V221H250L251 219ZM41 218H43V220H44V228H43V230H42V233H41V235L39 236L38 235V238H39V240H38V243H36L37 242V240H35L36 242H32V240H31V238H30V230H32L33 228H34V226H37L38 225V223L41 221L40 219ZM76 218V219H75ZM93 218V219H92ZM209 218H206V219H209ZM236 218V219H235ZM241 218V219H240ZM56 219V220H55ZM64 219H66V220H64ZM102 220V221H99V220ZM164 221H163V220ZM169 219V220H168ZM187 219V218H186ZM225 220V222H224V220ZM228 221H227V220ZM233 219V220H232ZM241 221H240V220ZM246 220L245 222H246V225H245V222H244V220ZM249 219V220H248ZM5 222V224L6 225H3L4 224V222ZM29 220H32V221H29ZM37 222H36V221ZM63 220V221H62ZM80 220V221H79ZM155 220V221H154ZM172 220H174V222L172 223L173 224V226H172V224H171V221ZM189 220V219H188ZM248 220V221H247ZM262 220H263V223H262ZM8 221V222H7ZM34 221V222H33ZM49 221H51L50 223H49ZM54 221H56V226H58L59 224V227H60V229L58 228V227H50L51 225V223H52V226H55V223H54ZM58 221H61V222H63V223H57ZM64 221H68V222H70V221H72V222H70V224H69V226H68V224L66 223L65 224V222ZM86 221V222H85ZM104 221V222H103ZM144 221V222H143ZM166 221H168V223H167V227H169L168 229H167V227H165V222ZM184 221H186L185 219H184ZM229 221H230V223H229ZM32 223V225H31V223ZM48 222V223H47ZM73 222H76L77 223V228L76 227H74L75 225H73ZM147 222H149V223H147ZM162 222V223H161ZM183 222V221H182ZM223 222V223H222ZM241 222H243V224L241 223ZM29 223V224H28ZM35 223H37V224H35ZM75 223V224H76ZM97 223V224H96ZM164 223V224H163ZM226 223V224H225ZM251 223V224H250ZM257 223V224H256ZM54 224V225H53ZM61 224H62V226H61ZM65 224V225H64ZM148 224V225H147ZM221 224H222V226H221ZM231 224V225H230ZM236 224V225H235ZM241 224L242 225H244L245 226V228H244V226H241ZM49 225V226H48ZM67 225V226H66ZM71 225H72V227H71ZM88 225V226H87ZM138 225H139V227H138ZM152 225V226H151ZM154 225V226H153ZM249 225V226H248ZM33 226V227H32ZM98 226V227H97ZM102 226V227H101ZM105 226V227H104ZM116 226H118V227H116ZM147 226V227H146ZM159 226V227H158ZM164 226V227H163ZM171 226L173 227V229H171ZM224 226V227H223ZM232 226V227H231ZM237 226L240 228V227H242V228H237ZM263 226V227H262ZM3 227V228H2ZM6 227V228H5ZM45 227H47V229H45ZM53 229V230H51V233H52V235H54L55 234V232H58L59 230V232H58V234H55L56 236H52L51 234H50V229ZM69 227V228H68ZM79 227V228H78ZM104 227V228H103ZM110 227H112V228H110ZM115 227V230L117 231H115V232H113V231H111V230H113V228ZM156 227V228H155ZM161 227H163V230L161 231ZM236 227V228H235ZM248 227V228H247ZM262 227V228H261ZM29 228H30V230H29ZM56 228V229H55ZM64 228V229H63ZM75 228V229H74ZM96 228V229H95ZM104 230H103V229ZM160 228V229H159ZM165 228V229H164ZM221 228V229H220ZM229 229V230H227V229ZM257 228L258 229H260L259 231H256L257 230ZM58 229V230H57ZM62 229H63V231H62ZM77 229V230H76ZM135 229V230H134ZM147 229V230H146ZM156 229V230H155ZM167 229V232L165 231ZM220 229V230H219ZM225 229V230H224ZM239 229L240 231H238L237 232V230ZM245 229V230H244ZM256 229V230H255ZM261 229L263 230V231H261ZM46 230H47V232H46ZM57 230V231H56ZM69 230V231H68ZM73 231V232H70V231ZM142 230H144L145 231V233L142 231ZM169 230H173V231H169ZM30 231V232H29ZM81 231V232H80ZM100 231V232H99ZM109 231V232H108ZM168 231H169V233H168ZM216 231V232H217ZM220 231V232H219ZM222 231V232H221ZM226 231V232H225ZM233 231V232H232ZM244 231V232H243ZM252 231V232H251ZM256 231V232H255ZM49 232V233H48ZM112 232V233H111ZM140 232V234L143 236V238H142V236L141 235H139L138 233ZM141 232H143V233H141ZM224 232V233H223ZM240 232V233H239ZM253 232L255 233L254 234V238H253V240H252V242L250 241L249 243H246L248 246H246V244H244V242H243V238H245L246 236H250V235H252L253 234ZM257 232H258V235H257ZM260 232H263V233H260ZM1 233V232H0ZM79 233V234H78ZM114 233V234H113ZM163 233V234H162ZM166 233H168V234H166ZM249 233H252V234H248ZM27 234V235H26ZM43 234H44V236H43ZM49 236H48V235ZM59 234H60V236H59ZM153 234V235H152ZM156 236H155V235ZM158 234V235H157ZM161 234V235H160ZM165 234V235H164ZM243 234V235H242ZM246 234V235H245ZM23 235V236H22ZM48 236V238L47 237H45V236ZM109 235H111V236H109ZM116 235V236H115ZM169 237H168V236ZM179 235V234H178ZM220 235V236H219ZM227 235V236H226ZM234 235H236V236H234ZM0 236H1V234H0ZM24 236H26L25 238H23ZM41 236L45 239H41L40 240V238H41ZM59 238H58V237ZM214 236H217V239L215 238L214 239ZM225 236V237H224ZM232 236H233V239H231L232 238ZM238 236V237H237ZM253 236V235H252ZM2 237L0 238V246H1V241L3 240L2 239ZM55 237H57V238H55ZM73 237V238H72ZM105 237V238H104ZM154 237H156V238H154ZM167 237H168V239H170V238H172V239H170L169 241L168 240H166L167 239ZM221 237V238H220ZM230 237V238H229ZM30 238V239H29ZM113 238V239H112ZM123 238H125V240L123 239ZM159 238V239H158ZM166 238V239H165ZM221 240H220V239ZM226 238V239H225ZM258 238H260V239H258ZM22 239V240H21ZM24 239H25V241L26 242H24V243H26V244H23V241H24ZM50 239V240H49ZM95 239V240H94ZM106 239H108L107 241H106V243H105V240ZM128 239V241H126ZM141 239V240H140ZM156 240V242H155V240ZM163 239H165V240H163ZM229 239V240H228ZM255 239V240H254ZM258 239V240H257ZM29 240H31V242L29 241ZM45 242H47V243H45ZM48 240V241H47ZM56 240V242L54 243V242H52V241H55ZM83 241V243H82V241ZM86 240V241H85ZM91 242H90V241ZM110 240V241H109ZM123 240V241H122ZM161 240H163V241H161ZM213 240H215V241H213ZM219 240H220V242H219ZM68 241V242H67ZM118 241V242H117ZM125 241H126V243H125ZM135 242V244H134V242ZM137 241V242H136ZM139 241H141V243H139ZM159 241V242H158ZM166 241V242H165ZM229 241V242H228ZM256 241H257V243H256ZM259 241H261V242H259ZM43 242H44V244H43ZM65 242V243H64ZM71 242H72V244H71ZM88 242V243H87ZM93 242V243H92ZM99 242H100V244H99ZM102 242V243H101ZM107 242H109V243H107ZM115 242V243H114ZM149 242V243H148ZM158 242V243H157ZM210 244H209V243ZM221 242H222V244H221ZM226 242V243H225ZM243 242V243H242ZM32 243V244H31ZM42 243V244H41ZM56 245H54V244ZM59 243V244H58ZM110 243H112V247L110 246L111 244ZM124 243V244H123ZM139 243V244H138ZM151 243H157V244H159V243H161V244H159L158 246H160V247H162L164 250H162V248H159V249H157L156 251H155V253L157 252V251H161L160 253L159 252H157L156 254H154L153 252H151V251H148L149 250V247L151 246ZM163 243V244H162ZM165 243H167V244H165ZM168 243H169V245H168ZM215 243H217V244H215ZM220 243V244H219ZM256 243V244H255ZM29 244V245H28ZM40 244V245H39ZM51 246H50V245ZM106 244H108V245H106ZM110 244V245H109ZM129 244H130V246H129ZM213 244V245H212ZM227 244V245H226ZM254 244V245H253ZM258 244V245H257ZM263 244V245H262ZM24 245V246H23ZM32 247H31V246ZM35 245L37 246V247H35ZM54 245V246H53ZM79 246V248H78V246ZM91 245V246H90ZM104 245H106V246H104ZM127 245V246H126ZM153 245V244H152ZM164 245L165 246H168V251L166 252V248L167 247H165L164 248ZM206 245H209V246H212L213 248H209V250H210V252H208L204 257H202V259H201V257H199L198 255H199V253H197V252H200L201 250V248H204ZM215 245L217 246V245H220V246H218V247H215ZM23 246V247H22ZM25 246H26V248H25ZM28 246V247H27ZM77 248H76V247ZM80 246H81V249H80ZM108 246H110L111 248H110V250H109V247ZM133 246H135L133 249H131ZM138 246H139V248H138ZM148 246V247H147ZM250 246H251V248H250ZM259 246H261L260 248H259ZM21 247H22V249H21ZM34 247V248H33ZM52 247H53V249H52ZM58 248V250H57V248ZM83 247V248H82ZM89 247V248H88ZM102 247H104L103 249H102ZM107 247V248H106ZM115 249H114V248ZM118 247V248H117ZM122 247V248H121ZM125 247H127L126 249H125ZM216 249H215V248ZM224 249H223V248ZM236 247V248H235ZM29 248H32V249H29ZM47 248H49V249H47ZM112 248H113V250H114V252H113V250H112ZM119 248H120V250H119ZM198 248V249H197ZM262 248V249H261ZM18 249H20L19 250V252H18ZM26 249V250H25ZM80 249V250H79ZM94 249H96V250H94ZM102 249L105 253H103V251L100 250ZM122 249H124V251L122 250ZM196 249H197V251H196ZM215 249V250H214ZM228 249V250H227ZM247 249V250H246ZM248 249H250V250H248ZM24 251V253H25V251H26V256H24V255H22V253H23V251ZM28 250H31V251H28ZM64 250H66V251H64ZM72 250H74V251H72ZM91 250V251H90ZM121 250H122V253H124L123 255L125 256H123L122 255V258H123V261H122V259H119V258H121V254H118L119 252H121ZM126 250H128L127 252H126ZM132 250V251H131ZM193 250H194V253H191V252H193ZM198 250H200V251H198ZM220 252H219V251ZM225 250V251H224ZM263 250V251H262ZM21 251V252H20ZM40 251V252H39ZM43 251V252H42ZM53 251V252H52ZM69 251V252H68ZM76 251V252H75ZM95 251V252H94ZM102 253H100V252ZM108 251V252H107ZM110 251H112V255L109 253ZM130 251V252H129ZM134 251V252H133ZM165 251V252H164ZM188 251L190 252V254L188 253ZM196 251V252H195ZM227 251V252H226ZM243 251V252H242ZM262 251V252H261ZM27 252H28V254L30 255V253H31V255L34 257H32L31 255H30V259H32V260H30L29 259V255L27 254ZM34 252V253H33ZM77 252H79V253H77ZM143 252V253H142ZM148 252V253H147ZM218 252H219V254H218ZM222 252V253H221ZM230 252V253H229ZM70 253H71V255H72V253H73V256H71L70 255ZM107 253H109L110 255L109 256H111V257H109L108 255H107ZM130 253V254H129ZM132 253V254H131ZM150 253H151V255H150ZM167 253V254H166ZM229 253V254H228ZM233 255H232V254ZM18 254V255H17ZM35 254H37V255H35ZM46 254V255H45ZM51 254V255H50ZM78 254V255H77ZM92 254V255H91ZM98 254H100L99 256H101V255H103L104 257H102L101 256V258L100 257H98L97 255ZM104 254H106V255H104ZM118 254V255H117ZM127 254V255H126ZM134 254V255H133ZM135 254H137L138 256H137V258L136 259H133L134 257H136V255ZM147 254H149L148 256H147ZM163 254H164V256H163ZM195 254V255H194ZM212 254H215V255H217V256H214V255H212ZM19 255H20V257H19ZM28 255V256H27ZM47 255H49L50 256V259L48 258V256ZM60 255V256H59ZM68 255V256H67ZM95 255H96V258H95ZM134 257H133V256ZM161 255V256H160ZM194 255V256H193ZM208 255V256H207ZM219 255H221L220 257H219ZM37 256V257H36ZM54 258H53V257ZM63 256L65 257V258H63ZM71 256V257H70ZM78 256V257H77ZM89 256V257H88ZM94 256V257H93ZM191 256V257H190ZM193 256V257H192ZM196 256V257H195ZM198 256V257H197ZM211 256H214L213 258H211ZM258 256V257H257ZM17 257V258H16ZM26 257V258H25ZM28 257V258H27ZM47 257V258H46ZM56 257V258H55ZM97 257H98V259H97ZM195 257V258H194ZM218 258V260H217V258ZM222 257V258H221ZM227 257L229 258V260L227 259ZM253 257V258H252ZM52 258V259H51ZM67 258V259H66ZM73 258H74V260L75 259H77L78 261H74L73 260ZM86 258V259H85ZM90 258V259H89ZM92 258H95L96 260H94V259H92ZM196 258H197V260H196ZM199 258V259H198ZM204 258V259H203ZM210 258H211V261H210ZM216 258V259H215ZM226 258V259H225ZM257 258H259V259H257ZM262 258V259H261ZM6 260L7 261V263L6 264H10L8 261L9 260ZM30 261H29V260ZM33 259H35V261H33ZM38 259V260H37ZM66 259V260H65ZM85 259V260H84ZM152 259V260H151ZM169 259V260H168ZM174 259V258H173ZM180 259V260H179ZM231 259V260H230ZM255 259H257V261L255 260ZM114 260V261H113ZM158 262H157V261ZM165 260H166V262H165ZM214 260V261H213ZM226 260L228 261V262H226ZM253 260H255V261H253ZM259 260V261H258ZM263 260V261H262ZM23 261V262H22ZM41 261V262H40ZM57 261V262H56ZM92 261V262H91ZM94 261H96V262H94ZM178 261V262H177ZM183 261V260H182ZM217 261V262H216ZM253 261V262H252ZM260 261H262V262H260ZM14 262V263H13ZM33 262V263H32ZM35 262V263H34ZM53 262V263H52ZM61 262V263H60ZM78 262V263H77ZM135 262H134V264H135ZM149 262V263H148ZM154 262V263H153ZM171 262V263H170ZM180 262V263H179ZM220 262V263H219ZM4 263V264H5ZM97 263V264H98ZM175 263V264H176ZM68 264V263H67ZM185 264H187V263H185Z\"/></svg>",
	"mask_w": 264,
	"mask_h": 264
},
{
	"label": "bare ground",
	"instance_id": "2",
	"mask_svg": "<svg viewBox=\"0 0 264 264\" xmlns=\"http://www.w3.org/2000/svg\"><path fill=\"white\" fill-rule=\"evenodd\" d=\"M41 1L42 0H0V18H1V14L5 11V7L7 8V6H8V12H9V15H10V21H9V23H8V27H7V30H6V34H5V41L4 42H2L3 40H1V42L2 43H0L1 45H0V73L2 72V69L3 68H6V66H7V64H9L8 62H9V60L11 59V61H12V57L15 55V52H17L15 49V46H14V44H15V42L17 41V40H20V39H22L24 36H25V34H26V30H27V24H28V14H29V11L33 8V9H37V6H39L40 5V3H41ZM97 0H84V6H83V8L82 7H80V10L79 9H77V10H79V11H76V12H78V21H75V22H77L76 23V32H75V35H74V38H73V36H72V38H73V41H72V44H71V48H70V45H69V50L67 51V55H66V57L68 56V59L67 58H65V56H64V54H63V58H65V60L63 59H61L62 60V62H61V68H60V71L59 72H61V73H59V74H63L62 75V77L64 78V77H68V76H70L73 72H74V64L72 63L73 62V58H74V56H75V54H76V52H77V50H78V47H79V44H80V41H81V39H82V34H83V32H84V30L85 29H87L86 28V26H87V22H88V20L92 17V16H94V10H92V8H93V3H95ZM100 1V0H99ZM109 1V0H108ZM141 1V0H140ZM215 1H217V0H215ZM229 1H233V0H219V1H217L216 3H212L213 2V0H174V1H172V2H170V0H156L155 1V3H154V5H152L153 7H152V10L150 11L151 12V16H150V18H149V20H148V22L145 24V25H143L144 27L142 28V32H143V35H142V38H140L138 41V43H136V44H138L139 45V47H141V48H143V47H145L146 46V44L149 42V43H151V45H152V47L153 48H151V49H153V53L151 52V59H152V62L151 61H148V63H146V65H144V63H143V66H142V68H143V71H144V73H145V75H146V77L148 76V78H146V79H144L143 78V80L141 81V80H139V79H137L136 78V80L132 83V88H133V91L134 90H136L137 88H138V86H140L141 85V88H142V86H143V89H142V91L140 92V94H138V96L137 97H135L136 95L135 94H137V93H135L134 95V98H132V96L130 97V99H131V101H133V103L134 104H132L131 105V101L129 100H127L128 102H127V104L125 105V107H124V112H125V114L126 113H132L133 114V116L135 117H133V116H131L130 115V117H132V119H133V121L136 119V120H138V118L139 119H141L139 116H141V115H144L145 113H146V115H145V117L147 118V121L149 120H153L154 118L156 119V118H159L158 120H157V122H158V126L156 127V131L153 133V137H150L151 139L150 140H147L146 142H142V139H144L145 140V138L147 137V134H148V132L146 133V135H145V133H144V135L146 136H142L143 138H141V142H138V141H140V138L138 139V141H135V143H133L134 141H133V139H132V142H130L129 141V144L130 143H132V144H134V145H127V146H131V147H129L130 149H128L129 150V152H128V154H127V152H126V154H124L123 155V153H122V158H123V162H125V163H127V165H126V171H124V174H121L122 176H120L119 177V179L117 180V182L115 181V183H117L116 184V187H115V193L113 192V195H114V197H113V199H112V196L110 197L111 199V202H110V204L107 206L108 207V209H107V211H106V214H105V217L107 218V222H109L110 220L111 221H113L116 217H118V211L120 210H118V208L120 207V205H122L120 208H122L123 206L125 207V205H124V203L125 204H130L129 203V201H128V203H126V202H124V203H122L123 201H125L124 200V198H125V196H123L122 194H124L125 195V193H128L127 191L129 190V189H131L132 190V188H135V187H133L134 186V184L135 185H138L137 183H135L136 182V180H138V182L140 181L141 182V180H139L140 179V177L143 175V173H144V166H143V172H142V174H141V170H142V161H144L143 160V158H146V160L148 159L149 160V163L151 164L150 166H149V169H150V167H154V168H160V167H163V170H165L164 168H165V166H163V164L164 165H169L168 167L169 168H166L167 170H169L170 169V164H165V163H167L168 161L167 160H169L170 158H171V160H172V157L173 158H175L176 159V163H175V166H174V168H172L171 167V171L169 170V173H163V172H161L162 170H158L159 172H161V173H158V175H156V174H153V176H154V178H155V175L158 177V181L160 182L161 180H163V182L164 183H166V186L168 187V184H170L173 180H175L178 176H179V178H180V175H182L181 173H183V172H185L186 173V166H187V160H188V157H189V155L191 156V153H192V148L191 149H188L187 150V148H185V151L183 152V151H180V147H178V145L180 146V144L182 143L181 141H184L183 140V133L184 132H186L187 130L188 131H190L191 132V129H189L192 125H194L193 124V122L195 123V121H199L200 119H202V117H204V114L206 115V113L204 112L206 109L205 108H207V107H211V105H213L214 104V102H215V97H216V95L219 93V92H222L223 91V87H222V83H223V81L225 82V79L226 80H230L231 79V77L233 76L234 77V75L236 74V73H239V71H241L240 70V66L239 65H237V64H235V62H233V56H235V51H237V50H235L236 48H237V46H238V44L240 43V41H241V39H243L242 37L244 36V34H246V33H252V37H251V39L248 41V43H247V46H246V49H245V53H244V58H247V57H249V56H251L252 54H254L255 52H256V56H255V61H256V63H258V65L256 66V68H254L253 66H251V67H253V69H254V73L256 74V75H259V76H262L263 77V73H264V71H262V70H264V0H263V2H262V4L260 5V8L259 9H257V11L256 12H247V13H245L241 18L240 17H237L236 16V13H234L233 14V17L235 18V25H237V28H238V30H237V32L235 33L234 32V35L233 36H231L232 35V33H231V37L228 35V33H226L225 32V30L227 29L226 28V26H223L224 24H223V22L221 23V18H222V16L224 15V13H225V11L227 10L226 8H227V5H228V3H229ZM249 1V0H248ZM261 1V0H260ZM73 2V1H72ZM102 2V1H101ZM153 2V1H152ZM79 3H80V1H79ZM81 3H82V0H81ZM212 3V4H211ZM257 3V2H256ZM118 4V3H117ZM151 4V3H150ZM250 4V3H249ZM78 5V4H77ZM80 5V4H79ZM113 5V4H112ZM111 6V5H110ZM115 6V5H114ZM233 6V5H232ZM138 7V6H137ZM39 9V8H38ZM112 9V8H111ZM146 9V8H145ZM207 9H210V11H208V12H210V15H209V17H207L205 14H203V12H201V10L202 11H204L205 10V12H206V10ZM254 9V8H253ZM148 10V9H147ZM7 11V10H6ZM34 11V10H33ZM50 11H52L51 12V14H50V16L49 15H47L46 14V18H47V22H45V26L47 27L46 29H48L49 30V32L51 33V32H54L56 29H57V27H58V24H59V21H60V19L62 18V12L60 11V10H50ZM93 11V12H92ZM227 12V11H226ZM50 13V12H49ZM98 13V12H97ZM163 13H166V15H167V19L165 20V21H162V24L160 25L161 26V30L159 31V27H158V22H159V20H160V18H161V16H162V14ZM30 14H31V12H30ZM75 14V13H74ZM148 14V13H147ZM227 14H229V12L227 13ZM226 15V14H225ZM48 16L50 17V19L48 20ZM115 16V15H114ZM236 16V17H235ZM118 17V16H117ZM45 18V19H46ZM116 18V17H115ZM144 18V17H143ZM36 19H37V17H36ZM110 19V18H109ZM109 19H108V21H109ZM145 19V18H144ZM147 19V18H146ZM165 19V18H164ZM2 20V19H1ZM7 21V20H6ZM68 21V20H67ZM90 21V20H89ZM114 21V20H113ZM147 21V20H146ZM229 21V20H228ZM1 22V21H0ZM66 22V21H65ZM102 22V21H101ZM111 22V21H110ZM35 23V22H34ZM125 23V22H124ZM221 23V24H220ZM227 23V22H226ZM230 23V22H229ZM228 23V24H229ZM44 24V23H43ZM42 24V25H43ZM93 24V23H92ZM104 24V23H103ZM159 24H160V22H159ZM36 25V24H35ZM39 26V25H38ZM65 26V25H64ZM202 26H204L203 28H202ZM229 26V25H228ZM41 27H43V26H41ZM72 27V26H71ZM70 27V28H71ZM89 27V26H88ZM135 27V26H134ZM158 27V28H157ZM137 28V27H136ZM35 29V28H34ZM59 29V28H58ZM125 29V28H124ZM139 29V28H138ZM236 29V28H235ZM47 30V31H48ZM63 30V29H62ZM123 30V29H122ZM30 31V30H29ZM86 31V30H85ZM227 31V30H226ZM229 31V30H228ZM57 32V31H56ZM61 32V31H60ZM91 32V31H90ZM124 32V31H123ZM142 32H141V34H142ZM5 33V32H4ZM38 33V32H37ZM73 33V32H72ZM186 33H188L189 35H191V39H190V37H189V41L187 40L186 41V39H184V37H185V35H186ZM221 33H222V36L225 38V35L227 34V37L229 36V44H227V47H225L222 51L220 50V54H215V52L213 53V49L211 50H206V51H204V49L202 48V46H204L203 44L207 41V39H208V41H209V39L210 38H213V37H217L218 35H221ZM224 33H225V35H224ZM110 34V33H109ZM139 34V33H138ZM86 35H88V33L86 34ZM158 37H157V36ZM251 35V34H250ZM94 36V35H93ZM122 36H124V35H122ZM126 36V35H125ZM124 36V37H125ZM3 37V36H2ZM59 37V36H58ZM123 37V38H124ZM141 37V36H140ZM65 38V37H64ZM155 38V39H154ZM156 38H160L159 40L160 41H158V39L156 40ZM248 38V37H247ZM2 39V38H1ZM24 39V38H23ZM27 39V38H26ZM60 39V38H59ZM122 39V38H121ZM125 39V38H124ZM188 39V38H187ZM216 39V38H215ZM220 39H221V37H220ZM69 40H70V38H69ZM127 40V39H126ZM125 40V41H126ZM152 40V41H151ZM155 40V41H154ZM211 40V39H210ZM219 40V39H218ZM223 40V39H222ZM226 40V39H225ZM224 40V41H225ZM247 40V39H246ZM22 41H24V40H22ZM21 41V42H22ZM89 41V40H88ZM95 41V40H94ZM133 41V40H132ZM134 41H135V39H134ZM151 41V42H150ZM227 41V40H226ZM25 42V41H24ZM23 42V43H24ZM35 42V41H34ZM91 42V41H90ZM103 42V41H102ZM107 42V41H106ZM105 42V43H106ZM136 42V41H135ZM36 43V42H35ZM35 43H33L32 42V44L29 46V48H28V50H26V52H23V51H21L23 54H21L22 56H21V58L20 59H18V60H20V63H18V60H16L15 61V63L13 62L12 64H14V66L11 64L10 66H13V67H15L16 65H17V63L18 64H20V66L19 65H17V66H19L18 68L16 67V69H19V71H17V76L15 77V78H17V79H15V82H14V80H13V82L15 83V85L14 86H12V84H13V82H12V80L11 79H9L11 76L9 75V76H7L6 77V75H4L3 73H6V71L9 69V70H11L10 68H8V69H3L4 70V72H2L1 73V75L3 74L4 76H5V78L7 79L8 77V79L6 80V81H11V85H10V83L9 82H1L0 81V118H4L5 120H7L6 122L8 123H6L5 122V125L7 124V125H9L10 124V122H11V119L13 118V117H15V114L17 113V111H18V109H19V107L21 106V104L24 102V100H25V98H26V94H27V91L29 90H27V88H28V86H29V83H30V81H31V79H32V76H33V71L32 70H34L33 69V67H35V61L36 60H34V59H32L31 58V56H30V53H29V51L33 48V47H37L38 49H39V51L40 50H42L43 48L45 49V45H43V44H39V45H37V44H35ZM44 43V42H43ZM104 43V42H103ZM131 43V42H130ZM153 43V44H152ZM207 43V42H206ZM218 43V42H217ZM223 43V42H222ZM246 43V42H245ZM245 43H243V44H245ZM57 44V43H56ZM210 44V43H209ZM37 45V46H36ZM87 45V44H86ZM103 46H100V48H101V51H100V57L97 59V61H96V63L92 66V64H91V66H92V68L90 69V71H89V74H88V76L86 77V78H84V80L81 82V86L82 87H78V88H81L82 89V93L81 92H78V93H81V96H80V101H79V105L76 107V109H73V110H75L74 111V114H72V116H73V118L71 119L70 117V119L71 120H69V121H72L73 122V125L71 124V128H73V129H71V131L73 132L72 133V135H71V138L73 137V139H74V141L73 142H75V150L74 151H76V157L78 158V159H76V158H74V159H76L77 161L78 160H80V158L82 159L84 156H85V154L87 153V147H88V144L90 143L89 141L91 140V142H92V138L90 139V135H91V137H92V135L94 134V133H92L91 134V132H92V130H93V126H95V122H96V120L95 121H93L96 117H94L93 115H94V112H95V110L96 109H98V110H96L97 112L99 111H101L102 109H103V107L104 106H102V108L99 110V108H97L98 107V103H99V100H100V98H102V100H105V99H103L104 97H102V94H103V90H104V83H105V81H103L101 78H103V76L105 75V73L107 72V71H109V70H106V62H107V57H108V55L109 54H107V56L105 57V55H106V52H110V51H107V47H108V45H107V43L104 45V44H102ZM81 46V45H80ZM220 46V45H219ZM223 46V45H222ZM68 47V46H67ZM136 47V46H135ZM205 47V46H204ZM211 47H212V45H211ZM87 48V47H86ZM149 48H150V46H149ZM222 48V47H221ZM259 48V49H258ZM113 49V48H112ZM201 49H203L202 51H204L203 53L204 54H202V53H199L200 51H201ZM206 49V48H205ZM239 49V48H238ZM243 49V48H242ZM19 50V49H18ZM120 50V49H119ZM130 50V49H129ZM135 50V49H134ZM142 50V49H141ZM216 50V49H215ZM235 50V51H234ZM38 51V52H39ZM82 51V50H81ZM19 52V51H18ZM123 52V51H122ZM35 53V52H34ZM33 53V54H34ZM41 53V52H40ZM39 53V54H40ZM62 53V52H61ZM78 53V52H77ZM81 53V52H80ZM201 54L198 58H197V56L199 55V54ZM217 53V52H216ZM18 54V53H17ZM20 54V53H19ZM18 54V55H19ZM36 54H38V53H36ZM79 54V53H78ZM128 54V53H127ZM137 54V53H136ZM149 54V53H148ZM156 54V55H155ZM234 54V55H233ZM58 55V54H57ZM85 55V54H84ZM119 55V54H118ZM139 55V54H138ZM197 55V56H196ZM34 56V55H33ZM83 56V55H82ZM39 57V56H38ZM42 57V56H41ZM60 57V56H59ZM76 57H77V55H76ZM79 57V56H78ZM88 57V56H87ZM121 57V56H120ZM136 57V56H135ZM138 57V56H137ZM96 58V57H95ZM108 58H110V57H108ZM14 59V58H13ZM17 59V58H16ZM40 59V58H39ZM118 59V58H117ZM149 59V58H148ZM198 59V62L196 61ZM235 59V58H234ZM237 59V58H236ZM254 59V58H253ZM15 60V59H14ZM34 60V61H33ZM38 60V59H37ZM84 60V59H83ZM86 60H87V58H86ZM121 60V59H120ZM132 60H133V58H132ZM139 60V59H138ZM146 60V59H145ZM10 61V62H11ZM64 61V62H63ZM116 61V60H115ZM252 61V60H251ZM17 62V63H16ZM111 62H114V61H111ZM140 62V61H139ZM149 62H151V63H149ZM194 62H197L196 64L197 65H195V63ZM134 63V62H133ZM132 63V64H133ZM88 64V63H87ZM109 64V63H108ZM139 64V63H138ZM255 64V63H254ZM89 65V64H88ZM87 65V66H88ZM193 65H195V66H193ZM90 66V65H89ZM137 66V65H136ZM44 68V67H43ZM131 68V67H130ZM12 69H14V68H12ZM78 69V68H77ZM140 69V68H139ZM253 69H252V71H253ZM8 70V72H7V74L9 73V72H13L14 70H11V71H9ZM207 70V71H206ZM110 71H112V70H110ZM142 71V70H141ZM203 71H206V72H208L206 75H207V79H206V77H205V80H200L199 81V79L197 80V81H199L200 83H201V87H202V89H203V91L200 93V94H196V96H190V100H189V102H191V104L193 105L192 107H194V108H192L191 110H188L189 108H190V106H189V108L186 110V108L184 109V110H182V108H184L183 107V105L185 104V102H187L186 100H188L187 98L189 97L188 95H187V93H189V94H191L190 93V90H189V92H188V88L187 87H185L184 86V88H183V90L181 91V89H180V91L179 90H177L180 94H178V92H177V94L178 95H176V98H174L173 100H170L171 101V103H170V107L171 108H166V106L165 105H169V103H168V100H160V102H156V100H154V97L157 95L158 97L157 98H159V99H161L162 98V94L163 93H167L168 92V94L170 93V92H172L173 90H175L174 88H176V86L178 87L179 86V88H181V86L182 85H185V83L182 81V80H184L183 78H186L185 76H187V75H185V74H188L189 75V73H201V72H203ZM15 72V71H14ZM81 72V71H80ZM138 72V71H137ZM205 72V73H206ZM45 73H47V72H45ZM58 73V72H57ZM143 73V72H142ZM242 73V72H241ZM10 74V73H9ZM58 74V75H59ZM82 74V73H81ZM87 74V73H86ZM197 74H194V75H196L197 76ZM0 75V76H1ZM14 74H12V76H13ZM84 75V74H83ZM3 76V77H4ZM44 76V75H43ZM42 76V77H43ZM60 76V75H59ZM76 76V75H75ZM130 76V75H129ZM184 76V77H183ZM193 76V75H192ZM235 76H237V74L235 75ZM2 77V76H1ZM55 77H57V76H55ZM70 77H72V76H70ZM80 77L82 78V76L80 75ZM79 77V78H80ZM121 77H123V76H121ZM140 77V76H139ZM183 77V78H182ZM189 77V78H188ZM4 78V79H5ZM12 78V77H11ZM37 78V77H36ZM59 79H60V77H58ZM63 78H61L62 79V81L63 80H66V79H63ZM105 78V77H104ZM108 78V77H107ZM113 78V77H112ZM133 78V77H132ZM182 78V79H181ZM196 78V77H195ZM194 78V79H195ZM230 78V79H229ZM236 78V77H235ZM245 78V77H244ZM2 79V78H1ZM13 79V78H12ZM186 79H190V75L189 76H187V78ZM185 79V80H186ZM194 79H193V82H194ZM241 79V78H240ZM52 81H53V79H51ZM58 80V79H57ZM56 80V81H57ZM184 80V81H185ZM234 80V79H233ZM260 80V79H259ZM4 81V80H3ZM55 81V82H56ZM60 81V80H59ZM71 81V80H70ZM73 81V80H72ZM75 81H76V79H75ZM79 81V80H78ZM127 81V80H126ZM182 81V82H181ZM190 81H191V79H190ZM196 81V82H197ZM232 80H230V82H231ZM256 81V80H255ZM66 81H64V82H62V83H65ZM104 82V83H103ZM115 82V81H114ZM181 82V84H179ZM186 82H189V80H187ZM227 82V81H226ZM8 83H9V86H11V87H9L8 86ZM54 83V82H53ZM59 82L57 81V83L56 84H58ZM67 83V82H66ZM76 83H77V81H76ZM108 83H109V81H108ZM111 83V82H110ZM129 83V82H128ZM155 83H159L158 84V86H157V88L159 87V85H160V87L158 88V90H156L154 87L156 86L155 85ZM184 83V84H183ZM190 83V82H189ZM61 84V83H60ZM59 84V85H60ZM79 84H80V82H79ZM79 84H77V85H79ZM179 84V85H178ZM187 84V83H186ZM256 84V83H255ZM68 85V84H67ZM72 85V84H71ZM106 85V84H105ZM114 85V84H113ZM181 85V86H180ZM190 85V84H189ZM225 85H227V84H225ZM232 85V84H231ZM53 86V85H52ZM56 86V85H55ZM187 86V85H186ZM249 86V85H248ZM253 86V85H252ZM40 87V86H39ZM54 87V86H53ZM62 87V88H61ZM60 88H61V90H63L64 88H63V84H62V86H61ZM64 87L66 88V84H64ZM106 87V86H105ZM122 87V86H121ZM228 87H230V86H228ZM227 87V88H228ZM250 87H251V85H250ZM57 88V87H56ZM76 88V87H75ZM77 88V89H78ZM108 88V87H107ZM192 88V87H191ZM54 89V88H53ZM59 89V88H58ZM58 89H56V93L57 94H59V93H63L61 90H59V93H58ZM67 89V88H66ZM65 89V90H66ZM72 89V88H71ZM113 89V88H112ZM177 89V88H176ZM195 89V88H194ZM201 89V90H202ZM246 89V88H245ZM249 89H251V88H249ZM48 90H50V89H48ZM72 90H74V89H72ZM126 90V89H125ZM228 90V89H227ZM236 90V89H235ZM39 91V90H38ZM51 92L53 91V90H50ZM67 91V90H66ZM232 91V90H231ZM30 92V91H29ZM32 92H34V91H32ZM53 92H55V91H53ZM70 92V91H69ZM75 92V91H74ZM122 92V91H121ZM135 92V91H134ZM176 92V91H175ZM175 92H173V94L175 93ZM193 92V91H192ZM196 92V91H195ZM227 92V91H226ZM235 92V91H234ZM249 92V91H248ZM49 93V92H48ZM68 93V92H67ZM131 93H133V92H131ZM199 93V92H198ZM228 93V92H227ZM226 93V94H227ZM263 93V92H262ZM46 94V93H45ZM49 94H51V93H49ZM54 94L55 93H53V94H51V95H53L54 96ZM127 94V93H126ZM153 94H155L153 97H152V95ZM223 94V93H222ZM235 94V93H234ZM261 94V93H260ZM28 95V94H27ZM51 95H48L47 94V96L44 98L43 97V95H42V97L44 98H40V100H41V103L39 102V106H38V108H37V110H36V116H35V121H38V119L41 117L42 118V116H44L43 114H45L46 112H44V109L46 108L44 105H46L47 103H44V101H46L47 99L49 100V101H46V102H50V97H52ZM61 96H62V94H60ZM80 95V94H79ZM104 95V94H103ZM107 95V94H106ZM164 95V94H163ZM219 95V94H218ZM224 95V94H223ZM244 95V94H243ZM250 95V94H249ZM32 96V95H31ZM36 96V95H35ZM161 96V97H160ZM174 96V95H173ZM188 96V97H187ZM55 97V96H54ZM53 97V98H54ZM76 97H78L77 96V94H76ZM236 97V96H235ZM58 99H61V98H59V97H57ZM105 98H106V96H105ZM217 98V97H216ZM220 98V97H219ZM223 98V97H222ZM221 98V99H222ZM243 98V97H242ZM55 99V98H54ZM57 99V100H58ZM67 99V98H66ZM73 99V98H72ZM76 99V98H75ZM110 99V98H109ZM123 99V98H122ZM158 99V100H159ZM220 99V100H221ZM224 99V98H223ZM247 99V98H246ZM39 100V101H40ZM63 100V99H62ZM152 100H154L155 101V103H153V102H151ZM218 100V103H219V99H217ZM237 100V99H236ZM262 100V99H261ZM68 101H70V100H68ZM73 101V100H72ZM115 101V100H114ZM124 101V100H123ZM239 101V100H238ZM241 101V100H240ZM30 102V101H29ZM36 102H37V100H36ZM35 102V103H36ZM59 102V101H58ZM61 102V101H60ZM65 102V101H64ZM76 102V101H75ZM74 102V103H75ZM217 102V101H216ZM260 102V101H259ZM258 102V103H259ZM26 103V102H25ZM67 103V102H66ZM65 103V104H66ZM71 103V102H70ZM69 103V104H70ZM73 103V104H74ZM109 103V102H108ZM24 104V103H23ZM22 104V105H23ZM37 104V103H36ZM50 104V103H49ZM52 104V103H51ZM50 104V105H51ZM58 104V103H57ZM68 104V103H67ZM73 104H72V106H71V108L72 107H75V106H73ZM76 104V103H75ZM78 104V103H77ZM101 104H104V102H101ZM190 104V103H189ZM220 104V103H219ZM62 105H64V104H62ZM71 105V104H70ZM69 105V106H70ZM100 105V104H99ZM216 105H218L217 103H216ZM222 105V104H221ZM254 105V104H253ZM262 105V104H261ZM32 106V105H31ZM67 106V105H66ZM68 106V107H69ZM101 106V105H100ZM164 106H165V108L167 109H165L164 108ZM199 106H201V107H199ZM219 106V105H218ZM217 106V107H218ZM234 106V105H233ZM27 107V106H26ZM45 107V108H44ZM50 107V106H49ZM64 107V106H63ZM108 107V106H107ZM167 107H169V106H167ZM188 107V106H187ZM221 106H219V108H220ZM239 107V106H238ZM262 107V106H261ZM31 108V107H30ZM66 108V107H65ZM70 108V110H71V112H72V109ZM111 108V107H110ZM212 108V107H211ZM243 108V107H242ZM241 108V109H242ZM24 109V108H23ZM27 109V108H26ZM49 109V108H48ZM48 109H46V110H48ZM60 109V108H59ZM64 109V108H63ZM107 109V108H106ZM122 109H123V107H122ZM207 109H209V108H207ZM215 109H217L216 107H215ZM228 109V108H227ZM264 109V108H263ZM32 110V109H31ZM30 110V111H31ZM68 110H69V108H68ZM182 110V111H181ZM186 110V111H185ZM213 110V109H212ZM260 110V109H259ZM29 111V110H28ZM64 111V110H63ZM146 111V112H145ZM221 111V110H220ZM96 112V113H97ZM98 112V113H99ZM118 112V111H117ZM206 112H208V110H206ZM57 113V112H56ZM96 113H95V115H96ZM106 113V112H105ZM264 113V112H263ZM19 114V113H18ZM64 114H65V112H64ZM69 114V113H68ZM209 114V113H208ZM214 114V113H213ZM216 114V113H215ZM246 114V113H245ZM245 114H243V115H245ZM48 115V114H47ZM63 115V114H62ZM71 115V114H70ZM99 115V114H98ZM210 115V114H209ZM248 115V114H247ZM246 115V116H247ZM20 116H22V115H20ZM25 116V115H24ZM53 116V115H52ZM158 116H160V117H158ZM18 117H19V115H18ZM49 117V116H48ZM64 117V116H63ZM93 117H94V119H93ZM126 117H128V116H126ZM145 117H143L142 119L144 120V118ZM207 117V116H206ZM206 117H204V118H206ZM262 117V116H261ZM47 118V117H46ZM58 118V117H57ZM57 118H55V121H56V119ZM105 118V117H104ZM125 118V117H124ZM223 118V117H222ZM226 118V117H225ZM256 118V117H255ZM14 119V118H13ZM61 119H62V116H61ZM216 119V118H215ZM247 119V118H246ZM252 119V118H251ZM44 120H45V118H44ZM54 120V119H53ZM64 120V119H63ZM68 120V119H67ZM109 120V119H108ZM151 120V121H152ZM203 120V119H202ZM202 120H201V123H202ZM230 120V119H229ZM245 120V119H244ZM254 120V119H253ZM260 120H262V118L260 119ZM40 121V120H39ZM43 120H41V124L43 123L42 122ZM50 121V120H49ZM103 121V120H102ZM110 121V120H109ZM113 121V120H112ZM126 121V120H125ZM128 121V120H127ZM141 121V120H140ZM145 121V120H144ZM144 121H142V122H144ZM148 121V122H149ZM150 121V122H151ZM210 121V120H209ZM242 121V120H241ZM259 121V120H258ZM13 122V121H12ZM34 122V121H33ZM47 122V121H46ZM54 122V121H53ZM57 123L55 124V134H54V132H53V137L51 138V141H50V145L48 146V145H46V146H44V147H46L47 149H46V152H45V155H44V157H40V158H43L40 162H41V164H40V167H39V165H38V167H39V176H41V177H45V176H47L48 174H49V172H51L52 170H53V168H52V165L54 166V164H53V162L55 163V162H58V161H60V160H58V161H55V159L58 157V154H59V151H60V149H61V139L63 140V138H61V134H62V131L64 130V129H62V126H63V121L62 120H60V117H59V120L58 121H56ZM136 122V121H135ZM139 122V121H138ZM138 122H136V123H138ZM154 122H156V120L154 121ZM156 122V123H157ZM206 122V121H205ZM246 122V121H245ZM70 123V122H69ZM67 124V125H70V124ZM140 123V122H139ZM208 123V122H207ZM229 123V122H228ZM258 123V122H257ZM264 123V122H263ZM64 124H65V122H64ZM127 124V123H126ZM142 124V123H141ZM153 124V123H152ZM192 124V125H191ZM211 124H212V122H211ZM66 125V124H65ZM64 125V126H65ZM124 125V124H123ZM130 125V124H129ZM137 125V124H136ZM147 125V124H146ZM145 125V126H146ZM197 125H198V123H197ZM205 125H207V124H205ZM213 125V124H212ZM211 125V127H213V128H215L214 126H212ZM228 125V124H227ZM10 126V125H9ZM19 126H20V124H19ZM39 126H40V123H37L36 124V126H35V130H37L36 128H39ZM45 126V125H44ZM127 126V125H126ZM133 126V125H132ZM152 126V125H151ZM150 126V127H151ZM209 126V125H208ZM235 126V125H234ZM245 126V125H244ZM248 126V125H247ZM8 127V126H7ZM13 127V126H12ZM96 127V126H95ZM103 127V126H102ZM137 127V126H136ZM141 127V126H140ZM139 127V128H140ZM147 127V126H146ZM149 127V128H150ZM208 128L207 126H206V128L207 129H203V131H201L202 133L200 134L201 135V137H202V139L203 138H206L207 136H209L211 133L212 134H214V132L213 131H215V134H214V138H216V139H214L215 141L217 140V141H222L223 139L225 140V138L226 137H234V139H235V142L231 145L230 143H226L228 146H229V144L231 145V146H229L228 148H225V149H222V147H221V143H219V147L221 148V150L219 151V150H217V149H219V148H216V147H218L217 145H216V143L214 144L213 143V145H216L215 146V150H217V151H219V153L217 154V151H213L212 150V152H215L216 153V156H214L213 155V153H212V155L211 156H214L213 157V159H214V162H215V166H214V168L212 167V168H210V170H209V173L207 172V177L205 176V183H203L204 185H203V187L201 188V190H199L198 189V192L197 191H195L194 192V189H193V191H192V189L190 188V185H189V187H188V190H186L185 189V191H187L186 193H184L183 192V194H185V200H187L188 198L190 199V197L191 196H193V197H191V199L189 200V202L190 203H188L187 201H185V204H186V202H187V204H190V205H187L186 204V206H188V210H187V214H183V216H185L186 215V218H184L186 221H184V219H182L181 220V223H180V219H178L177 220V217L175 218L176 219V221L177 222H179V224H176V222L174 223V225H176L175 226V228L173 229V222H174V220H170L171 221V224H172V226H171V229H173L174 230V232L175 231H177L176 233H178V234H175V233H173L174 235H172L171 233L172 232H170V235L171 236H176L177 235V238H175L176 240L174 241H172L171 240V245H169V243H168V245L170 246V248H169V259L171 260V262H173V260L174 261H176L175 259H177V258H181L182 260H181V262L183 263L184 262V264L185 263H187L188 264V260L190 259L189 258V256H188V254L186 255L185 253L187 252V250H192V248L193 249H195L196 248V246L198 245L199 247H200V245H205L206 243H207V241H209V240H211L210 238H212L213 239V237H212V235H216V234H214V233H218V231L216 230L217 228L215 227L216 225H218V221H220L222 218H224L225 217V215L231 210H229V207H230V205L232 206L233 204L232 203H234V205L237 203V201H238V197L240 198V195H242L243 197H244V195H246L245 197H248L247 196V192H254V190H258V188H255V187H260V186H264V165L263 166H261L259 163H261L262 161H264V136H262V137H260L259 136V138L258 139H260V141L258 140L257 142H259V144L258 145H256V144H254V143H256V141L254 142V140H252V142H254V143H252V142H249L248 140H250V139H253V138H250V137H252V136H250L249 137V134H248V131H249V128L247 129L248 131H246V128H245V130L243 129V133H245L244 131H246L247 133L246 134H243L242 132H240V128H235V127H228V128H225V126H219V127H217V128H215V129H212V128ZM11 128V127H10ZM9 127L7 128L8 130L10 129ZM51 128V127H50ZM64 128H66V126L64 127ZM99 128V127H98ZM126 128V127H125ZM138 128V127H137ZM153 128V127H152ZM194 128V127H193ZM141 129V128H140ZM223 129V130H222ZM240 129V130H239ZM14 130V129H13ZM16 130V129H15ZM18 130V129H17ZM35 130H33V132L35 131ZM50 130V129H49ZM53 130V129H52ZM53 130V131H54ZM98 130V129H97ZM103 130V129H102ZM114 130H116V129H114ZM113 130V131H114ZM127 130V129H126ZM194 130V129H193ZM32 131V130H31ZM67 131V130H66ZM130 131V130H129ZM132 131V130H131ZM141 131V130H140ZM149 131V130H148ZM150 131H151V129H150ZM242 131V130H241ZM3 132V131H2ZM16 132V131H15ZM42 132V131H41ZM40 132V133H41ZM93 132H94V130H93ZM95 132H97V131H95ZM99 132V131H98ZM97 132V133H98ZM127 132V131H126ZM144 132H145V129H144ZM183 132V133H182ZM239 132H240V134H239ZM251 132H253V131H251ZM251 132H250V135H252L251 134ZM4 133V132H3ZM69 133H70V130H69ZM118 133V132H117ZM125 133V132H124ZM128 133V135H129V132H127ZM136 134H137V132H135ZM150 133V132H149ZM199 133V132H198ZM241 133L243 134V135H241ZM4 134H6V133H4ZM30 134H31V132H30ZM42 134V133H41ZM45 134H46V132H45ZM51 134V133H50ZM71 134V133H70ZM120 134V133H119ZM141 134H143V132L141 131ZM169 134H171V135H169ZM187 134H188V132H187ZM1 135V134H0ZM3 135V134H2ZM34 135V134H33ZM63 135V134H62ZM67 134L65 133V136H66ZM149 135V134H148ZM168 135L170 136V137H168ZM264 135V134H263ZM5 136V135H4ZM51 136V135H50ZM69 136V135H68ZM95 136V135H94ZM97 136H99V135H97ZM122 136H124V135H122ZM150 136V135H149ZM185 136V135H184ZM189 136V135H188ZM187 136V137H188ZM212 136V135H211ZM16 137V136H15ZM32 137V136H31ZM30 137V138H31ZM42 137V136H41ZM100 137H102V136H100ZM107 137V136H106ZM131 137V136H130ZM129 137V138H130ZM140 137H141V135H140ZM210 137V136H209ZM228 137V138H229ZM254 137V136H253ZM1 138V137H0ZM9 138V137H8ZM17 138V137H16ZM70 138V139H71ZM97 138V137H96ZM105 138V137H104ZM185 138V137H184ZM200 138V137H199ZM212 138V137H211ZM249 138V139H248ZM24 139V138H23ZM33 139V138H32ZM44 139H46V138H44ZM65 139H66V137H65ZM94 139V138H93ZM100 139V138H99ZM114 139V138H113ZM128 139V138H127ZM147 139V138H146ZM207 139H208V137H207ZM212 139V140H213ZM234 139H231V140H234ZM7 140V139H6ZM28 140V139H27ZM37 140H38V138H37ZM94 140H96V139H94ZM97 140H98V138H97ZM107 140V139H106ZM105 140V141H106ZM119 140V139H118ZM131 140V139H130ZM201 140V139H200ZM213 140V141H214ZM3 141V140H2ZM17 141H19V140H17ZM24 141V140H23ZM71 142H72V140H70ZM69 141V139H68V142H70ZM120 141V140H119ZM128 141V140H127ZM126 141V142H127ZM228 141V140H227ZM10 142V141H9ZM13 142V141H12ZM20 142V141H19ZM67 142V145L69 144ZM93 142H95V141H93ZM93 142L91 143L92 145H97L96 143L98 142H95L94 144H93ZM101 142V141H100ZM99 142V143H100ZM109 142V141H108ZM122 142H123V140H122ZM137 142V143H136ZM223 142H225V141H222V143ZM248 142H249V144L251 143V145H256V147L254 146V148H252L253 146H251V148H249L250 146H249V144H248ZM21 143V142H20ZM27 143V142H26ZM45 141H44V145H45ZM189 143V142H188ZM196 143V142H195ZM19 143H17L16 145H18ZM62 144H64L63 143V141H62ZM73 143H71V145H72ZM110 144V143H109ZM124 144V143H123ZM218 144V143H217ZM224 144V143H223ZM223 144H222V146H223ZM70 145V144H69ZM68 145V146H69ZM90 145V144H89ZM121 145V144H120ZM185 145V144H184ZM187 145V144H186ZM202 145V144H201ZM204 145V144H203ZM211 145V144H210ZM225 145V144H224ZM11 146V145H10ZM22 146V145H21ZM20 146V147H21ZM31 146V145H30ZM189 146V145H188ZM14 147V146H13ZM17 147H19V146H17ZM62 147H64V146H62ZM65 147H66V143H65ZM72 147V146H71ZM109 147V146H108ZM126 147V146H125ZM180 148L179 150H178V148ZM226 147V146H225ZM8 148V147H7ZM15 148V147H14ZM13 148V149H14ZM67 148V147H66ZM89 148V147H88ZM96 148H97V146H96ZM95 148V149H96ZM159 148H162V149H160L161 151H162V153L161 154H159V156L158 157H152V153H154V151L157 149V152L159 153ZM11 149V148H10ZM17 149V148H16ZM15 149V150H16ZM42 149H44V148H42ZM63 149V148H62ZM68 149V148H67ZM66 149V150H67ZM69 149H70V146H69ZM68 149V150H69ZM91 149H93V147L91 148ZM101 149V148H100ZM99 149V150H100ZM204 149V148H203ZM210 149V148H209ZM14 150V153L12 152V154H15V152H16V154H17V151H15ZM19 150V149H18ZM40 150V149H39ZM65 150V151H66ZM67 150V151H68ZM102 150V149H101ZM107 150V149H106ZM114 150V149H113ZM120 150V149H119ZM127 150V151H128ZM184 150V149H183ZM3 151V150H2ZM20 151V150H19ZM36 151V150H35ZM64 151V152H65ZM67 151H66V153H67ZM90 152H91V150H89ZM110 151V150H109ZM62 152V151H61ZM63 152V153H64ZM95 152H96V154H97V150H95ZM124 152V151H123ZM157 152H155L156 154L154 155V156H156L157 155ZM183 152V153H182ZM245 153V154H241L243 157L241 158V160H240V154L239 153ZM69 153V152H68ZM73 153V152H72ZM102 153V152H101ZM103 153H105V152H103ZM209 153V152H208ZM207 153V154H208ZM214 153V154H215ZM236 153H238L237 155L239 156L238 158V164L239 165H236L235 163H234V166L236 165V166H238V167H236L235 169H234V171H233V173L231 174V176L228 178V179H225L223 176H221L220 177V172L222 171V170H224V169H227L228 167H229V165H230V160H231V158L235 155V157H237L236 156ZM62 154V153H61ZM89 154V153H88ZM106 154V153H105ZM105 154L103 155L104 157H105ZM120 154V153H119ZM210 154L211 153H209V156H210ZM6 155H7V153H6ZM26 155V154H25ZM69 155H71V154H69ZM69 155H67V156H69ZM94 155V154H93ZM99 155V156H98ZM97 156H94V158L96 157H98L96 160L92 157V155H91V157L92 158H90V156H89V159H94V161H95V163H96V166H94V167H99V169L98 170H100L103 166L102 165H104V159H103V161L101 162V159H102V157L103 156H101V158H100V154H98ZM126 155V156H125ZM67 156H66V158H67ZM172 156V157H171ZM174 156H176V157H174ZM206 156H208V155H206ZM211 156H210V158H211ZM113 157V156H112ZM115 157H117L116 155H115ZM125 157H126V159H125ZM204 157V156H203ZM14 158H15V156H14ZM33 158V157H32ZM59 158L61 159V161L63 160L62 159V157H60V154H59ZM70 157H68V159H69ZM106 158V157H105ZM207 157H205V159H206ZM8 159H9V157H8ZM10 159H11V156H10ZM16 159H17V157H16ZM204 159V160H205ZM233 159H234V157H233ZM12 160V159H11ZM29 160V159H28ZM33 160V159H32ZM35 160V159H34ZM75 160V162H77ZM82 160H84V158L82 159ZM86 160V164H87V159H85ZM106 160H107V158H106ZM191 160V159H190ZM200 160H203V159H201L200 158ZM207 161L206 162H208V159H206ZM211 160H212V158H211ZM21 161H22V159H21ZM69 161V160H68ZM71 161V160H70ZM81 161V160H80ZM80 161L79 162H77L78 164L80 163ZM127 161V162H126ZM174 161V160H173ZM195 161L196 162H198L196 159H195ZM237 161H236V163H237ZM12 162H16V161H13L12 160ZM12 162H10V163H12ZM20 162V161H19ZM27 162V161H26ZM38 162V161H37ZM39 162V163H40ZM83 162H85V161H83ZM89 162V161H88ZM101 162V168H100V163ZM146 162V161H145ZM169 162H170V160H169ZM203 162V161H202ZM205 162V163H206ZM212 162V161H211ZM233 162H234V160H233ZM10 163L8 162V166L10 165ZM62 163V162H61ZM65 163L66 162H64V166H63V163H62V167H66L65 166ZM81 163H82V161H81ZM80 163V164H81ZM148 163V164H149ZM193 163V162H192ZM200 163V162H199ZM15 164V163H14ZM14 164L12 163V165L14 166ZM17 164V163H16ZM57 164V163H56ZM78 164H76V163H74V164H71L70 165V163H69V167H66V168H68L67 169V172H66V175H65V173H63L64 174V176L66 177V180H68L69 181V176L71 177L72 175H75L77 172H78V170H80L79 169V166L80 165H78ZM86 164H82L81 166H84L83 168H85V165ZM98 164H99V166H98ZM116 164V163H115ZM124 164V163H123ZM143 164H144V162H143ZM189 164V163H188ZM190 164H191V162H190ZM197 164V163H196ZM233 164V163H232ZM259 164V166H261L262 167V172L258 175V173H257V175L258 176H256L257 177V179H256V177L254 176V175H256L255 174V172H256V170H257V165ZM262 164H264V163H262ZM11 165V166H12ZM95 165V164H94ZM121 165V164H120ZM145 165V164H144ZM146 165H147V163H146ZM158 165H159V167H158ZM160 165H162V166H160ZM172 165H174V164H172ZM201 165V164H200ZM7 166V167H8ZM11 166H9L10 167V169H8V170H11L8 174H9V177H8V175H6L7 177H8V179L6 180V182H5V184H3L2 185V193H3V196H5V195H9L10 194V192L13 190H15V189H13V188H15L16 186H14L13 187V179L12 178H14L15 176H13L12 177V174L14 173L15 174V170H12L11 168ZM28 166V165H27ZM80 166V168H82ZM89 166V165H88ZM157 166V167H156ZM232 166V165H231ZM233 166V167H234ZM8 167V168H9ZM15 167V166H14ZM37 167V166H36ZM60 167V166H59ZM61 167V168H62ZM107 167V166H106ZM109 167V166H108ZM111 167V166H110ZM51 168H52V170H51ZM87 168V167H86ZM196 168V167H195ZM201 168V167H200ZM260 168V167H259ZM37 169V168H36ZM57 169V168H56ZM55 169V170H56ZM65 169V168H64ZM64 169H62V170H64ZM91 169V168H90ZM97 169V168H96ZM109 169V168H108ZM124 169V168H123ZM149 169H148V171H149ZM161 169V168H160ZM51 170V171H50ZM59 170H61V169H59ZM86 170V169H85ZM95 170V169H94ZM98 170H96V171H98ZM107 170V169H106ZM119 170H121V169H119ZM147 170V169H146ZM157 170H155L154 169V171L155 172H157ZM186 170V171H185ZM188 170H190V168H188ZM199 170V169H198ZM208 170V169H207ZM228 171H229V169H227ZM66 171V170H65ZM87 171V170H86ZM96 171H95V173H96ZM105 171V170H104ZM116 171V170H115ZM166 171V170H165ZM225 171V170H224ZM223 171V172H224ZM260 171H261V169H260ZM259 171V172H260ZM36 172V171H35ZM53 172V171H52ZM51 172V173H52ZM59 172V171H58ZM64 172V171H63ZM80 172V171H79ZM83 172L84 171H81V173L83 174ZM154 172V173H155ZM190 172V171H189ZM189 172H187V173H189ZM223 172L221 173V174H223ZM225 172H227V171H225ZM54 175H55V177H53V178H56V176H58L57 174H56V172L54 171ZM60 173L62 174V172L60 171ZM87 173V172H86ZM90 173V172H89ZM98 173V172H97ZM118 173V172H117ZM151 173V172H150ZM149 173V174H150ZM186 173V174H187ZM229 173V172H228ZM53 174V173H52ZM80 174V173H79ZM84 174H85V172H84ZM83 174V175H84ZM99 174V173H98ZM141 174V175H140ZM198 174V173H197ZM230 174V173H229ZM36 175V174H35ZM50 175V174H49ZM67 175H68V178H67ZM88 175V174H87ZM120 175V174H119ZM118 175V176H119ZM151 175V174H150ZM201 175H203L202 173H201ZM34 176V175H33ZM37 176V175H36ZM38 176V177H39ZM63 175L61 176V177H64ZM81 175H79V177H80ZM85 176H86V174H85ZM97 176V175H96ZM117 176V177H118ZM140 176V177H139ZM153 176H152V179H154L153 178ZM183 176V175H182ZM188 176V175H187ZM204 176V175H203ZM1 177V176H0ZM38 177H36L35 179L36 180H38L39 178ZM51 176L50 177H45L46 179H50V178H52ZM64 177V178H65ZM76 179H79V177L78 176H74ZM74 177H73V180H71V182L72 181H75V179H74ZM78 177V178H77ZM143 177V176H142ZM190 176H188V178H189ZM191 177H193V175L191 176ZM255 177V178H254ZM34 178V177H33ZM60 178V177H59ZM59 178H57V180H59ZM86 178V177H85ZM116 178V177H115ZM178 178V179H179ZM184 178V177H183ZM182 177H181V179H183ZM195 178H197V177H195ZM222 178H224V180L222 179ZM252 178L253 179H255L256 180V182H255V184L256 185H253L252 186ZM15 179V178H14ZM42 179V178H41ZM40 179V180H41ZM46 179H45V182H46ZM62 179V178H61ZM71 179V178H70ZM84 179V178H83ZM98 179V178H97ZM146 179V178H145ZM150 179V178H149ZM161 179V180H160ZM181 179H179V180H181ZM30 180V179H29ZM44 180V179H43ZM51 180V179H50ZM50 180H47V181H50ZM65 180V181H66ZM90 180V179H89ZM155 180V179H154ZM184 181L186 180V179H183ZM192 180V179H191ZM15 181V180H14ZM39 181V180H38ZM55 181V180H54ZM63 181H64V179H63ZM67 181V183H69ZM108 181V180H107ZM157 181V184H159V182ZM182 181V180H181ZM183 181V182H184ZM188 181V180H187ZM194 181V180H193ZM17 182V181H16ZM33 182V187L32 188H29V187H27V188H29V189H27L25 192L23 191H21L22 193L21 194H23V195H21V196H18V194H17V196L18 197H20L21 199H20V201H18V198H16V200L19 202V208H17V210L19 209V211H18V213H17V215H16V213H14L15 215L14 216H12V218H10V221H9V226L7 227L8 228V230H7V232L5 233V235H3L4 236V238L2 237V233L4 234V232H5V230H4V232H2V231H0L1 233V236H0V238L2 237V241H1V246H0V264H4L5 262L7 263V259L9 258V255L10 254H12V253H14L15 251L17 252V248L18 247H20V243H22V241L20 242V236H21V232L25 229V227L26 228H28V226H27V219L29 218V216H31V212L32 211H34L33 210V208H34V206L35 205H33V202H34V200H35V198L37 197V195H38V191H41V189H39V187L41 188L42 187V185L41 186H39V182H42V180L41 181H39L38 183H37V181H36V183H34V180L32 181ZM51 182H53V180L52 181H50V183ZM57 182V181H56ZM60 182V181H59ZM58 182V183H59ZM70 182V183H71ZM79 182H81V180L79 181ZM92 182V181H91ZM139 182V183H140ZM145 182V181H144ZM156 182V181H155ZM15 183V182H14ZM30 183V182H29ZM28 183V184H29ZM54 183V182H53ZM53 183L51 184L53 187L55 186V184L53 185ZM148 183V182H147ZM152 183H153V181H152ZM152 183H151V185H152ZM162 183V182H161ZM176 183H177V180H176ZM179 183V182H178ZM177 183V184H178ZM251 183V184H250ZM27 184V186H29ZM30 184H32V183H30ZM35 184V185H34ZM60 184H62V183H60ZM59 184V185H60ZM65 184H66V182H65ZM75 184H76V182H75ZM87 184V183H86ZM94 184V183H93ZM150 184V183H149ZM157 184H155V186L157 185ZM180 184V183H179ZM181 184H182V182H181ZM185 184V183H184ZM15 185V184H14ZM16 185H18V184H16ZM49 185V184H48ZM68 185V184H67ZM71 186H72V183L70 184ZM96 185V184H95ZM114 185V184H113ZM154 185V184H153ZM164 185V184H163ZM172 185H173V183H172ZM176 185V184H175ZM191 185H192V183H191ZM32 186V185H31ZM44 186V185H43ZM46 186V185H45ZM44 186V187H45ZM56 186H58V184H56ZM62 186V185H61ZM63 186H64V184H63ZM62 186V187H63ZM70 186V187H71ZM84 186V185H83ZM115 186V185H114ZM180 188H181V186L180 185H178ZM184 186V185H183ZM198 186V185H197ZM25 187V186H24ZM44 187H43V189H44ZM48 187H50V185L48 186ZM69 187V188H70ZM74 187V186H73ZM82 187V186H81ZM91 187V186H90ZM139 187H140V185H139ZM153 187V186H152ZM157 187H158V185H157ZM157 187H155L154 189H156V192L154 191V189H153V191H154V193L157 195H155L156 196V198H155V196H153L154 198H155V200H153L149 205L151 206V205H153L154 204V202L156 203L157 201H159L160 199H164V198H160V197H162L163 196V193L162 194H160V189L159 190H157ZM161 187H163V190L162 191H165V187L164 186H162L161 185ZM166 187V188H167ZM170 187V186H169ZM187 187V186H186ZM192 187V186H191ZM201 187V186H200ZM199 187V188H200ZM51 188V187H50ZM55 188V187H54ZM61 188V187H60ZM138 188V187H137ZM142 188V187H141ZM172 188V187H171ZM193 188V187H192ZM197 188V187H196ZM215 188H218V189H220V190H222V196H221V198H219L220 200H219V202H218V204H216L217 206L215 207V205H214V207L215 208H213L212 209V207L211 208H209L210 207V205L208 206V208L209 209H211V210H209V209H207V210H209L210 212H211V217L209 218L208 216H210L208 213H206V218H209V219H206L205 217V219H203V218H198L197 216H196V211H198V205H201V206H203L202 204L205 202V200H207L208 201V199H206L207 198V196H210L209 195V193L213 190V189H215ZM255 188V189H254ZM262 188V187H261ZM23 189V188H22ZM57 189V188H56ZM84 189V188H83ZM93 189V188H92ZM99 189V188H98ZM101 189V188H100ZM103 189V188H102ZM113 189H114V187H113ZM152 189V188H151ZM218 189H216V190H218ZM251 189H253L252 191H251ZM25 190V189H24ZM45 190V189H44ZM47 190V189H46ZM45 190V191H46ZM67 190V189H66ZM76 190V189H75ZM135 190H137V192L136 193H140V190L139 189H136L135 188ZM134 190V191H135ZM139 190V191H138ZM170 190V189H169ZM184 190V189H183ZM215 190V191H216ZM220 190H218V191H220ZM45 191L43 192V193H45ZM51 191V190H50ZM85 191V190H84ZM87 191V190H86ZM85 191V192H86ZM101 191V190H100ZM130 191V190H129ZM134 191H132V192H134ZM159 193H158V192ZM174 191H175V189H174ZM176 191H177V189H176ZM182 191V190H181ZM214 190H213V192H215ZM255 191V192H256ZM17 192H19V191H17ZM42 192V191H41ZM47 192V191H46ZM57 192V191H56ZM55 191H54V194L56 193ZM59 192V191H58ZM79 192H80V190H79ZM79 192H78V194H79ZM111 192V191H110ZM131 192V193H132ZM166 192V191H165ZM221 192V191H220ZM219 192V193H220ZM249 192V193H250ZM53 193V192H52ZM59 193H61V191L59 192ZM70 193V192H69ZM84 192H82V194H83ZM143 193V192H142ZM173 193V192H172ZM177 193H179V192H177ZM20 194V193H19ZM40 194V193H39ZM49 194V193H48ZM51 194V193H50ZM49 194V195H50ZM58 194V193H57ZM66 194V193H65ZM64 194V195H65ZM101 194V193H100ZM141 194V193H140ZM162 195V196H160V195ZM168 194V193H167ZM170 194V193H169ZM175 194V193H174ZM244 194V195H243ZM53 195V194H52ZM59 195V194H58ZM61 196H62V194H60ZM68 195V194H67ZM85 195H87V194H85ZM112 195V194H111ZM128 195V194H127ZM126 195V196H127ZM134 195V194H133ZM137 195V194H136ZM219 196H220V194H218ZM256 195V194H255ZM42 196V195H41ZM48 196V195H47ZM55 196H57L56 194H55ZM54 196V197H55ZM61 196H59L61 199H63V197H61ZM124 197L123 198V200L121 199L122 197ZM138 196V195H137ZM165 196V195H164ZM174 196V195H173ZM175 196H177V195H175ZM10 197V196H9ZM44 197V196H43ZM58 197V196H57ZM59 197H58V200H59ZM94 197V196H93ZM98 197V196H97ZM121 197V198H120ZM182 197V196H181ZM38 198V197H37ZM41 198V197H40ZM46 200L47 199H49L48 197H44ZM82 198V197H81ZM136 198V197H135ZM138 198V197H137ZM136 198V199H137ZM173 198V197H172ZM183 198V197H182ZM180 199L178 202L180 203V201H182L183 199ZM217 198V199H218ZM44 199V200H45ZM51 199V198H50ZM54 199V198H53ZM53 199H51L52 201H54ZM73 199V198H72ZM89 199V198H88ZM93 199V198H92ZM91 199V200H92ZM139 199V198H138ZM175 199V198H174ZM179 199V198H178ZM241 199H243V198H241ZM246 199H248V198H246ZM249 199H250V197H249ZM4 200V199H3ZM74 200V199H73ZM87 200V199H86ZM122 200V201H121ZM130 200V199H129ZM134 200V199H133ZM141 200V199H140ZM165 200H168V199H165ZM170 200V199H169ZM168 200V201H169ZM214 200V199H213ZM6 201V200H5ZM5 201H3L2 203H0V213H2V216L4 215H6V212H7V210L6 209H4V205H3V203L5 202ZM13 201V200H12ZM11 201V202H12ZM41 201V200H40ZM43 201V200H42ZM52 201H49V202H51V205H49V206H47L46 205V207L47 208H45L46 210H45V215L47 216V218H46V220L49 218V216H51V215H53V214H55L56 215V213H54L55 212V210L57 211H59V208L61 207H59L58 208V206H57V208H55V210L53 209V204H52ZM56 201H57V199L54 201L55 203H56ZM61 201V200H60ZM60 201H58L57 202V205H60V204H58V203H60ZM68 201V200H67ZM93 201H94V199H93ZM127 201V200H126ZM173 201V200H172ZM175 201V200H174ZM183 201V202H184ZM217 201V200H216ZM241 201V200H240ZM240 201L238 202V203H240ZM244 201V200H243ZM248 201V200H247ZM11 202H10V204H11ZM16 202V201H15ZM14 202V203H15ZM47 202V201H46ZM49 202H47V203H49ZM84 202V201H83ZM99 202V201H98ZM103 202V201H102ZM145 202V201H144ZM166 202V201H165ZM255 202V201H254ZM256 202H257V200H256ZM259 202V201H258ZM6 203H7V201H6ZM13 203V202H12ZM13 203V204H14ZM36 202H34V204H35ZM38 203V202H37ZM62 203V202H61ZM107 203H109V202H107ZM122 203V204H121ZM133 203V202H132ZM131 203V204H132ZM137 203V202H136ZM143 203V202H142ZM147 203V202H146ZM158 203H160V202H158ZM172 203V202H171ZM175 203V202H174ZM179 203H178V206H179ZM214 203V202H213ZM238 203H237V205H238ZM248 203V202H247ZM9 204V203H8ZM44 204H46V203H43V205H42V207H45V205ZM50 204V203H49ZM64 204V203H63ZM75 204V203H74ZM101 204V203H100ZM133 204H135V203H133ZM162 204V203H161ZM175 204H177V203H175ZM175 204H173L172 203V205H174V207L175 206H177V205H175ZM181 204H182V202H181ZM204 204H206V203H204ZM207 204H208V202H207ZM212 204V203H211ZM15 205H17V203L15 204ZM14 205V206H15ZM39 205V204H38ZM55 205V204H54ZM62 205V204H61ZM75 205H77V204H75ZM75 205H73V206H75ZM95 205V204H94ZM148 205V204H147ZM160 205V204H159ZM166 205V204H165ZM164 205V206H165ZM233 205V206H234ZM244 205V204H243ZM37 206V205H36ZM35 206V207H36ZM65 206H66V204H65ZM72 206V205H71ZM71 206L69 207V209L71 208ZM72 206V207H73ZM80 206V205H79ZM89 206V205H88ZM91 206H93V204L91 205ZM137 206V205H136ZM154 206H155V204H154ZM158 206V205H157ZM164 206H163V210H164ZM166 206H168V205H166ZM169 206H170V202H169ZM201 206H199V208L201 207ZM206 206V205H205ZM13 207V206H12ZM68 207V206H67ZM66 207V208H67ZM77 206H75V209H77L76 208ZM123 207V209H125L126 210V208H124ZM128 207V206H127ZM134 207V208H133ZM132 208H133V210H135V206H133ZM148 207V206H147ZM172 207V206H171ZM242 207V206H241ZM37 208H39V207H37ZM105 208V207H104ZM139 208V207H138ZM138 208H136L137 210H138ZM143 208V207H142ZM141 208V209H142ZM162 208V207H161ZM177 208V207H176ZM175 208V210H179V209H176ZM187 208V207H186ZM185 208V209H186ZM197 208V209H196ZM231 208V207H230ZM243 208V207H242ZM241 208V209H242ZM244 208H245V206H244ZM243 208V209H244ZM251 208V207H250ZM258 208V207H257ZM69 209H68V211H69ZM122 209V210H123ZM144 209H145V207H144ZM153 209L154 208H152V211H153ZM157 209V208H156ZM167 209V208H166ZM173 209V208H172ZM180 209H181V207H180ZM183 209V208H182ZM200 209H202V208H200ZM6 210V212H4V211ZM53 210H54V212H53ZM74 209H72V211H73ZM130 210H132L131 208H130ZM146 210V212H147V214H148V211L150 210V208H149V210L146 208L145 209ZM144 210V211H145ZM148 210V211H147ZM168 210V209H167ZM174 210V211H175ZM204 210H205V208H204ZM206 210V211H207ZM234 210V209H233ZM240 210V209H239ZM238 210V211H239ZM250 210V209H249ZM251 210H252V208H251ZM257 210V209H256ZM259 210H261V212H262V209H259ZM9 211V210H8ZM10 211H11V209H10ZM9 211V212H10ZM57 211V212H58ZM66 212H67V210H65ZM79 211V210H78ZM127 211H129V210H127ZM127 211H126V214H127ZM139 211V210H138ZM138 211H136V214H138ZM157 211V210H156ZM160 211V210H159ZM173 211V212H174ZM182 211V210H181ZM243 211V210H242ZM242 211H239V212H242ZM246 211V210H245ZM14 212V211H13ZM38 212H41V211H38ZM62 212V211H61ZM64 212V211H63ZM95 212V211H94ZM103 212V211H102ZM141 212V211H140ZM142 212H143V210H142ZM183 212V211H182ZM184 212H186L185 210H184ZM230 212H232V211H230ZM237 212V211H236ZM235 212V213H236ZM10 213H12V212H10ZM9 213V214H10ZM33 213V212H32ZM36 213V215H37V211L35 212ZM70 213H71V211H70ZM78 213V212H77ZM123 214L125 213L124 211L122 212ZM129 214L131 213H133V211L131 212V211H129L128 212ZM159 213H161V211L159 212ZM158 213V214H159ZM164 213V212H163ZM167 213V212H166ZM169 213V212H168ZM233 213V212H232ZM232 213L230 214V216L232 215ZM253 214H254V212H252ZM8 214V215H9ZM34 214V213H33ZM39 214V213H38ZM43 214V213H42ZM41 214V215H42ZM57 214H59V212L57 213ZM66 214V213H65ZM64 214V215H65ZM102 214V213H101ZM120 214V213H119ZM122 214V215H123ZM127 215V216H125V214L123 215V216H125L124 218H123V216L122 217H118V219L119 218H122V219H124V221L122 220V219H119V221H121L122 220V222H123V224L121 223V222H119L118 224H120L121 223V225H118L115 221H118V219L116 218V220L114 221L118 226H120L119 227V229H118V232L115 230V227L113 228V230H111V231H113V232H115L116 234H118V235H120V234H122L125 238H128L129 239V241H128V239L126 240V241H128V242H130V244H131V241L132 240H138V235H137V237L135 236L137 233H136V231H137V225H136V222L139 220V217H138V220H137V218L135 217V216H133V215ZM135 214V215H136ZM140 214H143L142 216H144V214H145V212L144 213H140ZM149 214H150V211H149ZM162 214V213H161ZM172 214V213H171ZM174 214V213H173ZM245 214V213H244ZM256 214H258V212L256 213ZM35 215V214H34ZM44 215V214H43ZM44 215V216H45ZM72 215V214H71ZM76 215V214H75ZM79 215V214H78ZM154 215V214H153ZM179 215V214H178ZM199 215V214H198ZM202 215H204V214H202ZM201 215V216H202ZM233 215H235V214H233ZM232 215V216H233ZM236 215H237V213H236ZM250 215V214H249ZM255 215V214H254ZM263 215V214H262ZM1 216V215H0ZM43 216V217H44ZM58 216V215H57ZM67 216L70 218L71 216H69V214H67ZM67 216H66V218H67ZM102 216H104V214L102 215ZM141 216V215H140ZM147 215L145 214V217H146ZM155 216H156V214H155ZM171 216V215H170ZM201 216H199V217H201ZM245 216H246V214H245ZM250 216H253V215H250ZM259 216H261V213H260V215ZM9 217V216H8ZM8 217H6L5 216V218L3 219V220H8L9 218ZM36 217V216H35ZM39 217H40V215H39ZM42 217V216H41ZM54 216H52V218H53ZM59 217H62V214H59ZM65 217V216H64ZM74 217H77V216H74ZM104 217V218H105ZM203 217V216H202ZM239 217V216H238ZM237 217V218H238ZM248 217V216H247ZM255 217H257L256 215H255ZM6 218H8V219H6ZM32 218V217H31ZM31 218H29V219H31ZM51 218V217H50ZM54 218H56V217H54ZM58 218V217H57ZM56 218V219H57ZM78 218H79V216H78ZM99 218H102L100 215H99ZM106 218L105 219H103L104 221L106 220ZM142 218H144V217H142ZM172 218V217H171ZM173 218H174V216H173ZM172 218V219H173ZM229 218V217H228ZM0 219H1V217H0ZM33 219H37V218H34L33 217ZM55 219V220H56ZM58 219H60V218H58ZM57 219V220H58ZM62 219V218H61ZM60 219V220H61ZM76 219V218H75ZM93 219V218H92ZM96 219L98 220V218L96 217ZM189 219V220H188ZM236 219V218H235ZM241 219V218H240ZM239 219V220H240ZM251 220L250 221H253V220H255L256 221V219L254 218V217H251L250 218ZM2 220V221H3ZM41 221L38 223V225L37 226H34V228L32 229V230H30V228H29V230L31 231H29L31 234H30V238H31V240H32V242L34 241V242H36L35 240H39V238H38V235L40 236L41 235V233H42V230H43V228H44V220H43V218H41L40 219ZM64 220H66V219H64ZM70 220H71V218H70ZM109 220V221H108ZM143 219H141V221H142ZM163 220V219H162ZM169 220V219H168ZM224 220V219H223ZM227 220V219H226ZM233 220V219H232ZM244 220V219H243ZM249 220V219H248ZM247 220V221H248ZM29 221H32V220H29ZM36 221V220H35ZM63 221V220H62ZM80 221V220H79ZM99 221H102L101 219L99 220ZM103 221V222H104ZM109 222V224L110 223H112V222ZM140 220H139V223L138 224H140L141 225V222ZM155 221V220H154ZM164 221V220H163ZM183 221V222H182ZM228 221V220H227ZM241 221V220H240ZM246 220H244V222H245ZM1 222V221H0ZM4 222V221H3ZM8 222V221H7ZM34 222V221H33ZM37 222V221H36ZM51 221H49V223H50ZM61 221H58L57 223H60ZM65 222V224L68 222V221H64ZM70 222H72V221H70ZM70 222H68L69 224H70ZM86 222V221H85ZM106 222V221H105ZM113 222V223H114ZM144 222V221H143ZM224 222H225V220H224ZM31 223V222H30ZM48 223V222H47ZM54 223H55V226H52V223L50 224L51 226L50 227H58L59 229H60V227H59V225L58 226H56V221H54ZM61 223H63V222H61ZM67 223V224H68ZM76 222H73V225H75L74 227H76L77 228V223L75 224ZM112 223V224H113ZM114 223V224H115ZM147 223H149V222H147ZM162 223V222H161ZM166 224H165V227H167L166 225H167V223H168V221H166L165 222ZM217 223V224H216ZM223 223V222H222ZM229 223H230V221H229ZM242 224H243V222H241ZM262 223H263V220H262ZM29 224V223H28ZM35 224H37V223H35ZM64 224V225H65ZM69 224H68V226H69ZM97 224V223H96ZM113 224V225H114ZM115 224V225H116ZM164 224V223H163ZM169 224V223H168ZM216 224V225H215ZM226 224V223H225ZM241 224V226H244V225H242ZM251 224V223H250ZM257 224V223H256ZM3 225H6L5 224V222H4V224ZM31 225H32V223H31ZM54 225V224H53ZM148 225V224H147ZM231 225V224H230ZM236 225V224H235ZM245 225H246V222H245ZM49 226V225H48ZM61 226H62V224H61ZM67 226V225H66ZM88 226V225H87ZM118 226H116V227H118ZM136 227L137 229L135 230V235H133L134 234V231L132 230V232H131V229L133 228V227ZM152 226V225H151ZM154 226V225H153ZM221 226H222V224H221ZM249 226V225H248ZM33 227V226H32ZM63 227V226H62ZM71 227H72V225H71ZM98 227V226H97ZM102 227V226H101ZM105 227V226H104ZM103 227V228H104ZM138 227H139V225H138ZM147 227V226H146ZM159 227V226H158ZM164 227V226H163ZM163 227H161V231L163 230ZM224 227V226H223ZM232 227V226H231ZM263 227V226H262ZM261 227V228H262ZM3 228V227H2ZM6 228V227H5ZM49 228V227H48ZM69 228V227H68ZM79 228V227H78ZM102 228V229H103ZM110 228H112V227H110ZM140 228V227H139ZM156 228V227H155ZM169 227H167V229H168ZM216 228V229H215ZM236 228V227H235ZM237 228H239L238 226H237ZM240 228H242V227H240ZM239 228V229H240ZM244 228H245V226H244ZM248 228V227H247ZM1 229V228H0ZM45 229H47V227H45ZM50 229V228H49ZM54 229V228H53ZM52 228L49 230L50 231V234L52 235V233H51V230H53ZM56 229V228H55ZM64 229V228H63ZM63 229H62V231H63ZM75 229V228H74ZM96 229V228H95ZM160 229V228H159ZM165 229V228H164ZM167 229L165 230L166 232H167ZM170 229V228H169ZM214 229H215V232L213 233V231H214ZM221 229V228H220ZM219 229V230H220ZM227 229V228H226ZM237 230V232L238 231H240V230ZM243 229V228H242ZM28 230V229H27ZM27 230H24V232H26ZM48 230V229H47ZM47 230H46V232H47ZM58 230V229H57ZM56 230V231H57ZM61 230V229H60ZM59 230V231H60ZM77 230V229H76ZM104 230V229H103ZM115 230V231H114ZM147 230V229H146ZM156 230V229H155ZM173 230H169V231H173ZM225 230V229H224ZM227 230H229V229H227ZM245 230V229H244ZM256 230V229H255ZM260 229H258L257 228V230L256 231H259ZM264 230V229H263ZM262 229H261V231H263ZM58 231V232H59ZM69 231V230H68ZM144 233H145V231L144 230H142ZM164 231V230H163ZM169 231H168V233H169ZM217 231V232H216ZM255 231V232H256ZM58 232H55V234H58ZM70 232H73L72 230L70 231ZM81 232V231H80ZM100 232V231H99ZM109 232V231H108ZM143 232H141V233H143ZM220 232V231H219ZM222 232V231H221ZM226 232V231H225ZM233 232V231H232ZM244 232V231H243ZM252 232V231H251ZM27 233H28V231H27ZM49 233V232H48ZM112 233V232H111ZM120 233V234H119ZM168 233H166V234H168ZM224 233V232H223ZM240 233V232H239ZM260 233H263V232H260ZM49 234V235H50ZM52 235L53 237L54 236H56V235ZM79 234V233H78ZM114 234V233H113ZM139 235H141L140 234V232L138 233ZM163 234V233H162ZM248 234V233H247ZM249 234H252V233H249ZM248 234V235H249ZM254 232H253V236L252 235H250V236H246L245 238H243V242H244V244H246V243H249L250 241L252 242V240H253V238H254ZM27 235V234H26ZM48 235V234H47ZM45 236V237H47L48 238V236ZM143 235V234H142ZM141 235V236H142ZM153 235V234H152ZM155 235V234H154ZM158 235V234H157ZM161 235V234H160ZM165 235V234H164ZM169 235V236H170ZM243 235V234H242ZM246 235V234H245ZM257 235H258V232H257ZM23 236V235H22ZM43 236H44V234H43ZM59 236H60V234H59ZM109 236H111V235H109ZM116 236V235H115ZM121 236V235H120ZM123 236H121V237H123ZM156 236V235H155ZM168 236V235H167ZM168 236V237H169ZM220 236V235H219ZM227 236V235H226ZM234 236H236V235H234ZM26 236H24L23 238H25ZM58 237V236H57ZM57 237H55V238H57ZM112 237V236H111ZM168 237H167V239L166 240H170V239H172V238H170V239H168ZM225 237V236H224ZM238 237V236H237ZM263 238L261 239L262 240V242L264 243V235L262 236ZM27 238V237H26ZM25 238V239H26ZM29 238V239H30ZM37 238V239H36ZM43 237L41 236V238H40V240L42 239ZM59 238V237H58ZM57 238V239H58ZM73 238V237H72ZM105 238V237H104ZM125 238H123L124 240H125ZM142 238H143V236H142ZM154 238H156V237H154ZM217 239V236H214V239ZM221 238V237H220ZM219 238V239H220ZM230 238V237H229ZM25 239H24V241H23V244H26V243H24V242H26L25 241ZM44 239V238H43ZM113 239V238H112ZM130 239H131V241H130ZM159 239V238H158ZM165 239H163V240H165ZM226 239V238H225ZM231 239H233V236H232V238ZM258 239H260V238H258ZM257 239V240H258ZM22 240V239H21ZM31 240H29L30 242H31ZM38 240H37V242L36 243H38ZM45 240V239H44ZM43 240V241H44ZM50 240V239H49ZM95 240V239H94ZM108 239H106L105 240V243H106V241H107ZM141 240V239H140ZM155 240V239H154ZM157 240V239H156ZM156 240H155V242H156ZM163 240H161V241H163ZM221 240V239H220ZM220 240H219V242H220ZM229 240V239H228ZM255 240V239H254ZM48 241V240H47ZM82 241V240H81ZM86 241V240H85ZM90 241V240H89ZM110 241V240H109ZM123 241V240H122ZM126 241H125V243H126ZM213 241H215V240H213ZM45 242V241H44ZM44 242H43V244H44ZM52 242H56V240L55 241H52ZM68 242V241H67ZM91 242V241H90ZM118 242V241H117ZM134 242V241H133ZM137 242V241H136ZM159 242V241H158ZM157 242V243H158ZM166 242V241H165ZM210 242V241H209ZM208 242V243H209ZM229 242V241H228ZM242 242V243H243ZM259 242H261V241H259ZM45 243H47V242H45ZM53 243V244H54ZM65 243V242H64ZM82 243H83V241H82ZM88 243V242H87ZM93 243V242H92ZM102 243V242H101ZM107 243H109V242H107ZM115 243V242H114ZM139 243H141V241H139ZM138 243V244H139ZM149 243V242H148ZM157 243H151V246L149 247V250L148 251H151V252H153L154 254H156L157 252H161V251H157L156 253H155V251L157 250V249H159V248H162V247H160V246H158L159 244H161V243H159V244H157ZM226 243V242H225ZM256 243H257V241H256ZM255 243V244H256ZM32 244V243H31ZM42 244V243H41ZM59 244V243H58ZM71 244H72V242H71ZM99 244H100V242H99ZM111 244V245H110ZM109 245L112 247V243H110ZM124 244V243H123ZM130 244H129V246H130ZM134 244H135V242H134ZM153 244V245H152ZM163 244V243H162ZM165 244H167V243H165ZM210 244V243H209ZM215 244H217V243H215ZM220 244V243H219ZM221 244H222V242H221ZM29 245V244H28ZM40 245V244H39ZM50 245V244H49ZM55 245V244H54ZM53 245V246H54ZM106 245H108V244H106ZM106 245H104V246H106ZM132 245V244H131ZM213 245V244H212ZM227 245V244H226ZM254 245V244H253ZM258 245V244H257ZM263 245V244H262ZM24 246V245H23ZM22 246V247H23ZM31 246V245H30ZM51 246V245H50ZM56 246V245H55ZM78 246V245H77ZM91 246V245H90ZM110 246H108L109 247V250H110ZM127 246V245H126ZM218 246H220V245H215V247H218ZM246 246H248L247 244H246ZM264 246V245H263ZM22 247H21V249H22ZM28 247V246H27ZM32 247V246H31ZM35 247H37L36 245H35ZM76 247V246H75ZM135 246H133L131 249H133ZM148 247V246H147ZM165 247H167L166 248V252L168 251L167 249H168V246H165L164 245V248ZM214 247V248H215ZM261 246H259V248H260ZM25 248H26V246H25ZM34 248V247H33ZM57 248V247H56ZM77 248V247H76ZM78 248H79V246H78ZM83 248V247H82ZM89 248V247H88ZM104 247H102V249H103ZM107 248V247H106ZM114 248V247H113ZM113 248H112V250H113ZM118 248V247H117ZM122 248V247H121ZM127 247H125V249H126ZM138 248H139V246H138ZM209 248L211 249V248H213L212 246H209V245H206L204 248H201L200 250H198V251H200V252H197V253H199V257H201V259H202V257H204L208 252H210V250H209ZM223 248V247H222ZM236 248V247H235ZM250 248H251V246H250ZM29 249H32V248H29ZM47 249H49V248H47ZM52 249H53V247H52ZM55 249V248H54ZM53 249V250H54ZM80 249H81V246H80ZM79 249V250H80ZM101 249V250H102ZM115 249V248H114ZM198 249V248H197ZM197 249H196V251H197ZM216 249V248H215ZM214 249V250H215ZM224 249V248H223ZM257 249L258 248H255V246H254V249L252 250H250V249H248V250H250L251 251V253L250 254H248L247 253V255L245 254H243V256L241 255L240 256V254H239V257L237 256V257H235L236 256V254L232 257V260L230 261V262H228L227 260H226V262H228V264H245L246 262H247V260H249V262H251V259H249V257H251V256H253V255H256V254H258L257 252ZM262 249V248H261ZM19 250L20 249H18V252H19ZM26 250V249H25ZM33 250V249H32ZM50 250V249H49ZM57 250H58V248H57ZM94 250H96V249H94ZM100 250V249H99ZM100 250V251H101ZM119 250H120V248H119ZM123 251H124V249H122ZM122 250H121V252H119L118 254H121L122 253ZM160 250V249H159ZM162 250H164L163 248H162ZM212 250V249H211ZM228 250V249H227ZM247 250V249H246ZM23 251V250H22ZM28 251H31V250H28ZM64 251H66V250H64ZM72 251H74V250H72ZM91 251V250H90ZM99 251V252H100ZM103 251V250H102ZM128 250H126V252H127ZM132 251V250H131ZM195 251V252H196ZM219 251V250H218ZM225 251V250H224ZM263 251V250H262ZM261 251V252H262ZM15 252V253H16ZM21 252V251H20ZM40 252V251H39ZM43 252V251H42ZM53 252V251H52ZM69 252V251H68ZM76 252V251H75ZM95 252V251H94ZM108 252V251H107ZM113 252H114V250H113ZM130 252V251H129ZM134 252V251H133ZM165 252V251H164ZM220 252V251H219ZM219 252H218V254H219ZM227 252V251H226ZM243 252V251H242ZM32 253V252H31ZM31 253H30V255H31ZM34 253V252H33ZM77 253H79V252H77ZM101 253V252H100ZM103 253H105L104 251H103ZM110 254L112 253V251H110L109 252ZM109 253H107V255L109 256L110 254ZM125 253V252H124ZM124 253H122L121 254V258H119V259H122V261H123V258H122V255L124 254ZM128 253V252H127ZM143 253V252H142ZM148 253V252H147ZM188 253L190 254V252L188 251ZM191 253H194V250H193V252H191ZM222 253V252H221ZM230 253V252H229ZM228 253V254H229ZM25 254V255H24ZM27 254H28V252H27ZM102 254V253H101ZM117 254V255H118ZM130 254V253H129ZM132 254V253H131ZM167 254V253H166ZM232 254V253H231ZM18 255V254H17ZM22 255H24V256H26V251H25V253H24V251H23V253H22ZM29 255V254H28ZM27 255V256H28ZM30 255L28 256L29 257V259L31 258L30 257ZM35 255H37V254H35ZM46 255V254H45ZM51 255V254H50ZM70 255H71V253H70ZM78 255V254H77ZM92 255V254H91ZM97 255V254H96ZM96 255H95V258H96ZM100 254H98L97 256L98 257H100L101 258V256L102 257H104L103 255H101V256H99ZM104 255H106V254H104ZM112 255V254H111ZM127 255V254H126ZM134 255V254H133ZM132 255V256H133ZM136 255V257H134L133 259H136L137 258V254H135ZM149 254H147V256H148ZM150 255H151V253H150ZM191 255V254H190ZM195 255V254H194ZM193 255V256H194ZM212 255H214V256H217V255H215V254H212ZM233 255V254H232ZM11 256V255H10ZM12 256H13V258H14V256H16V254L14 255V254H12ZM12 256H11V259H12ZM32 256V255H31ZM48 256V258L50 259V256L49 255H47ZM60 256V255H59ZM68 256V255H67ZM71 256H73V253H72V255ZM70 256V257H71ZM124 256V255H123ZM161 256V255H160ZM163 256H164V254H163ZM192 256V257H193ZM197 256V257H198ZM208 256V255H207ZM214 256H211V258H213ZM221 255H219V257H220ZM19 257H20V255H19ZM27 257V258H28ZM33 257V256H32ZM35 257V256H34ZM33 257V258H34ZM37 257V256H36ZM53 257V256H52ZM78 257V256H77ZM89 257V256H88ZM94 257V256H93ZM98 257H97V259H98ZM109 257H111V256H109ZM117 256H115V258H116ZM118 257H119V255H118ZM118 257L116 258V259H118ZM125 257V256H124ZM191 257V256H190ZM196 257V256H195ZM194 257V258H195ZM206 257V256H205ZM258 257V256H257ZM17 258V257H16ZM26 258V257H25ZM47 258V257H46ZM54 258V257H53ZM56 258V257H55ZM63 258H65L64 256H63ZM95 258H92V259H94V260H96ZM116 262H118L114 257H112ZM174 258V259H173ZM211 258H210V261H211ZM217 258V257H216ZM215 258V259H216ZM222 258V257H221ZM253 258V257H252ZM28 259V260H29ZM52 259V258H51ZM67 259V258H66ZM65 259V260H66ZM71 259L72 258H70V259H68V260H70L71 261ZM86 259V258H85ZM84 259V260H85ZM90 259V258H89ZM168 259V260H169ZM192 259V258H191ZM190 259V260H191ZM199 259V258H198ZM204 259V258H203ZM226 259V258H225ZM227 259L229 260V258L227 257ZM257 259H259V258H257ZM257 259H255L256 261H257ZM262 259V258H261ZM9 260V259H8ZM12 260H14V259H12ZM11 260V261H12ZM30 260H32V259H30ZM29 260V261H30ZM38 260V259H37ZM68 260H66L67 261V263L68 264H71V263H69L68 262ZM73 260H74V258H73ZM76 261H78L77 259H75ZM74 260V261H75ZM113 260V261H114ZM145 260H147V259H145L144 257H139V258H137V260H136V262L133 260V262H131L132 264H134V262H135V264H142L143 263V261L144 262H146ZM152 260V259H151ZM180 260V259H179ZM189 260V261H190ZM196 260H197V258H196ZM217 260H218V258H217ZM255 260H253V261H255ZM11 261L9 260L8 262L11 264ZM33 261H35V259H33ZM100 262L98 263V260H97V262L96 261H94V262H96V263H94V264H114V262L112 263V259L110 258V259H108V258H106V257H104L103 259H101V260H99ZM157 261V260H156ZM214 261V260H213ZM252 261V262H253ZM255 261V262H256ZM259 261V260H258ZM263 261V260H262ZM262 261H260V262H262ZM23 262V261H22ZM41 262V261H40ZM57 262V261H56ZM72 262V261H71ZM92 262V261H91ZM124 262V261H123ZM158 262V261H157ZM165 262H166V260H165ZM169 261H167V263H168ZM170 262V263H171ZM178 262V261H177ZM217 262V261H216ZM5 263V264H6ZM14 263V262H13ZM33 263V262H32ZM35 263V262H34ZM53 263V262H52ZM61 263V262H60ZM66 263V264H67ZM76 263V262H75ZM74 263V264H75ZM78 263V262H77ZM120 264H127L126 262L125 263H122V262H119ZM149 263V262H148ZM154 263V262H153ZM164 262H162V264H163ZM166 263V264H167ZM176 263V262H175ZM174 263V264H175ZM180 263V262H179ZM220 263V262H219ZM259 263V262H258ZM258 263H254V264H258ZM36 264V263H35ZM54 264V263H53ZM58 264V263H57ZM62 264V263H61ZM65 264V263H64ZM73 264V263H72ZM79 264V263H78ZM84 264V263H83ZM115 264H118V263H115ZM145 264V263H144ZM177 264V263H176ZM191 264V263H190ZM192 264H194V263H192ZM212 264V263H211ZM213 264H215V262H213ZM223 264H226V263H223ZM250 264V263H249ZM253 264V263H252Z\"/></svg>",
	"mask_w": 264,
	"mask_h": 264
}]
</instances>
